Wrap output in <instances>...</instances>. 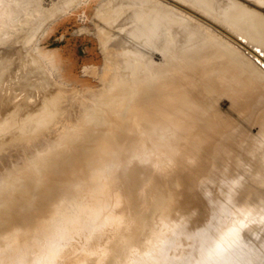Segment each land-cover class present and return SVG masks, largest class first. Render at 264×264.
Masks as SVG:
<instances>
[{
  "label": "bare ground",
  "instance_id": "obj_1",
  "mask_svg": "<svg viewBox=\"0 0 264 264\" xmlns=\"http://www.w3.org/2000/svg\"><path fill=\"white\" fill-rule=\"evenodd\" d=\"M20 2H21V0H19ZM18 1V2H19ZM32 1V0H31ZM37 1V0H36ZM50 1V0H49ZM48 1V2H49ZM57 1V0H56ZM56 1H54L53 0V2L55 3V5L54 6H52V7H56L55 8V10L54 11H51V10H48L49 9V7H51L50 5H47L46 7H44L43 5L42 6H40L41 8H40V10H39V6H38V3H40V4H44V2L41 0H39L38 2H37V8H38V10L39 11H43V9H47L48 10V12L50 11V13H48V12H46V10L45 11H43L45 14H47L48 16L46 17V16H44L45 14H41V15H43V18H45V19H43V18H41L40 19V17H39V15H38V13H39V11L37 10V8H36V10H35V8H32V10L34 11V12H37L36 14L38 15H36V14H34L36 17H39V19L37 18V19H35V18H33V20L35 19L37 22H35L36 23V26H32V28L34 27L35 28V30H38V29H36V28H40L39 30H41V27H44L43 29H42V31H41V36H43V37H45L47 34H48V32L50 31L49 30V28H48V26H49V23H50V21L51 20H56L57 18H59V17H61V16H63V15H67L68 13H70V12H72V11H74L75 10V8H77L81 3H83V2H85V1H87V0H68L67 2H65L64 3V1L65 0H59V1H61V2H63V3H60V2H56ZM115 0H100V3L97 5V7H96V11H95V18L97 19V26H98V31L100 30V31H102L104 28H105V30L107 29L106 27V25H108V24H106V23H108V21L109 22H111V19L113 18V20L115 19V17L116 16H118L117 14H121V13H119L120 12V8L121 9H123V7H125V5H128L127 7H129V2H131V1H133V0H129V2H126L125 1V3H127V4H125L124 6H123V4H122V6L119 4L118 6L116 5V7L115 6H113V4L112 3H115L114 2ZM135 1H139L140 2V0H135ZM135 1H133V2H135ZM143 1V0H142ZM148 1H150V0H148ZM152 1V0H151ZM165 2V3H163V2ZM176 2V0H153L152 1V3L153 4H155V3H157V7H156V4H155V6L153 5V4H151V3H149V2H146V0H144L143 2H146V3H148L149 5H152V6H149V5H147L146 6V3H143L144 5H141L142 3L140 2V4H139V2H138V4L139 5H141V6H139V8H141V10H142V7L143 8H146V9H143L141 12L139 11V12H137L138 10H140L139 8H138V6L135 8V6L137 5L136 4V2L134 3L135 4V6H134V8L136 9V11H135V9L133 8V13L132 14H130L129 15V13L130 12H128V15L126 14L125 16H127V18L129 17L130 19H132L131 17L132 16H134V15H136L137 13L139 14H142V12H146V10L147 9H150L149 10V12L151 11L152 13L151 14H149V15H146V14H144V16L143 15H140L139 14V16H142V17H144V19H146V18H149V19H146V22H144V21H142V20H144V19H140L139 18V16H138V14L136 15V16H138V17H133V20H134V18H137V19H135V20H137V22H135L134 23V21L133 20H131V23L133 22V24H136V23H140V24H143L142 26L141 25H138V27H136V25H134V26H132L130 23V25L132 26V27H136V30L133 28H129L130 30H134V31H131V32H129L128 30H127V27H126V30H127V32H126V30H125V32H126V37H124L125 38V40L128 42V40L127 39H130L129 41H130V44H131V42H132V39L134 40V39H139V40H135L136 42H137V44L139 43V42H141V44L143 43L142 41H144V44H146L147 45V47H148V49H150V50H152L153 52L158 48V50L159 49H161V48H159L160 47V45L158 46L157 44L160 42L161 44H163L164 42H163V40H161V39H163L162 37H164V36H166V34H168L169 32H167L170 28V25H171V27H174V25L176 26V25H178L177 26V29L175 30L177 33H175V31L174 30H171L170 29V32L172 31V33H173V31H174V33L173 34H168L167 36L168 37H170V35H174V34H176L175 35V37L173 36V38L171 37V41H173L174 42V40H175V43H173L172 44V42H171V45H169L170 43H167L168 41H169V38H166L167 39V41L165 42V44H167V47H165L166 45H164V47L166 48V50L168 51V52H162L163 50L162 49H164V47L161 49L162 51H159V54H163V55H159V54H157L158 56H155L156 55V53H152L153 54V56H155V58L157 57V59L156 60H158V58H160V60H162L163 58L161 57V56H163L164 57V59L166 60L165 62L163 61H161L162 62V66L164 65V63L165 64H169L170 66H168V68L170 69V71H167V72H169L168 74H166L165 75V77H163L164 76V74H161L160 72L162 71L161 70V67H160V65H161V62H160V60H159V63H160V65L159 64H157L158 63V61H155V62H153V60L151 59V57L153 58V56L151 55V57L149 58L150 60H152L151 62H153V64L151 63V64H148L147 65V63H146V61H144V60H147V58L146 59H144V57H143V66H142V63H140V65L138 64V65H136V64H134V63H136V62H134V63H132V61H135V59L134 60H132L131 61V63L130 64H133V65H130L129 64V62L130 61H128V58H129V60H131V59H133V58H131V57H126V61L125 60H123L122 61V59H124V58H121L120 57V62L122 61L124 64H126V65H124L123 63V65L125 66L124 68H123V65H121V63L119 64L118 63V61H116L117 63L114 65V63H111V62H115V61H113L112 59H110V56H108V55H106V56H108L109 58H106L105 57V63H104V67H102V68H99V69H103V72L101 73V74H98L97 73V75H100V78H98L99 79V81H101V82H99L100 84H103L102 86H103V88L105 89H103V88H101V89H97L95 86V88L93 87L92 88V86L91 85H93V84H91L90 86H87V87H84V89L86 90L87 89V91H85L83 88H82V90H84V91H81V88H79L80 90L78 91V92H81L80 94H86V92H87V94L88 93H90L88 90H90V89H92L93 91H95V92H93V93H95L94 95H93V93H92V95L93 96H97L98 94H99V96L101 97V98H99L100 100L106 95V96H108L109 95V98L108 97H106V98H108V101H107V99H103L102 101H101V103L103 102V103H105L106 101L107 102H109V104L112 106V109H110V105H109V107H107V105H105L104 106V104L102 103H100V101H99V99H98V96L97 97H94L93 98V96L92 95H90V94H88V95H90V96H92L91 98L93 99L92 100V103H94V99L95 98H97V99H95V101L96 100H98V102L96 103V106H98L97 104L98 103H100L102 106L100 107H98V108H96V106H94V104H93V106L97 109V110H93L94 112H95V114L92 112V116H90L89 118H83L85 115H82V114H80V116L82 115L83 117H82V119H80V121L82 122H86V121H88V122H86V123H84L83 124V122H82V124L83 125H81V124H79L80 123V121H79V119L77 118V117H75V118H77L76 120H77V122H75V123H77V124H75V126L73 125V123H71V125H73V126H71L70 125V132H69V134L68 133H63V134H67V135H65L64 136V139H62V141L60 140V142H62L61 143V145H60V142L58 141L59 140V135H58V140H56V137H55V142L53 141V144H55V146H53V144H52V141H51V139L49 140V138H48V140H49V142H47L48 140L46 139V140H44V144L46 145V143H47V145H48V143H49V145H50V147H55V151H54V149H53V147L51 148V152L53 151V153H49V155H48V153L46 152V157L44 156V157H42L41 159H42V164H43V166H45L44 168H41L42 170H44V171H42L41 169H39V171H34V169H33V167H36V166H32V172H30L28 175H25V174H27V173H23V175L24 176H22V178L20 177V175H22V174H20V175H15V177L17 176V177H19V178H21L20 180H16L15 179V177H13V180H12V183H14L15 184V186L14 187H10V188H8V187H5V186H3V188H0V199H2L3 198V200H4V202H3V204H1L0 205V259L3 261V259H4V261L2 262L3 264H6V263H9L8 261L6 262V260H9L10 261V259L13 261V262H15L14 264H17L16 262L18 261V263H20L19 261L21 260V262H23V260H22V257L23 258H28V257H30V254L32 255V253H33V255L30 257L31 258V260L34 262H31V260H29V258H28V260H29V264H30V262L31 263H33V264H38V262H40V261H42V264H44V263H46L47 262V260H48V264H63V263H60L61 261L63 262H65V261H67V262H65L64 264H66V263H68V260L70 261V259H76V257L78 256V257H82L83 256V254H84V256H85V260H84V256H83V258L81 259V260H79L80 262H81V264H85V261H87V264H89L90 262H89V258L88 257H91V254H93L94 256H92L93 257V259L94 260H96L95 262H97L98 260V262H97V264L100 262V263H102L104 260H105V258H106V260L105 261H108V260H110L109 259V257H108V259H107V257H104L105 255H106V253H108L109 251V253H113L114 251H112V250H107V249H109V248H107V249H105V248H103L102 247V243L104 242V240L105 239H103L102 240V237H104V238H106L107 239V237L108 236H112V234H114L113 236H115V232H118V231H116L115 230V228H114V226L115 227H117V226H123L124 227V229H125V225L124 224H126V227H127V225H128V222H129V225H130V220L132 219V217L134 216V217H136V213L134 214V215H130V217L129 218H131V219H128L129 221L126 223H123V221H120L119 219H125V218H127L128 216H127V213L125 214V211H127V207L129 206V208L131 209L132 208V206H131V204H133L134 203V205L135 204H137V205H139L138 204V202L140 201H142V200H140V198L142 199V198H144V197H146V201H147V199H148V201L147 202H149L148 204L147 203H144V202H146V201H144L143 202V204L141 203L140 205H141V209L143 208L142 207V205H146V206H144V210H148L149 209V206H150V208H152V206H154V204L156 205L155 207H153V208H155V210L156 209H159L157 206V204H158V200H159V204H160V199H158V198H156V197H158L159 195H161L162 196V198H163V192H164V189L167 187V184H168V186H170L169 185V183L171 182H173L172 180L174 179V178H176V179H174V182H173V184L176 182V187H178V191H175V189H174V185H172V186H174V187H170L173 191L171 192L173 195H171L170 193H168V191L170 190L171 191V189L169 188V190H168V188H166L165 190V192H167L168 194H170L171 196H174V197H172L173 199H174V201H175V203L173 202V200L171 201V197L169 196V200L171 201V202H173V203H171L170 201H169V205H168V203L166 204V202H165V205H163L164 203H161L167 210H172L171 212L172 213H170L171 215L173 214V210L175 209V211H177V212H179L180 211V214L182 213V210L181 209H184L183 211L185 212V210H186V214L188 213V215L186 216L185 215V213H182V215L181 216H186L185 218H181V217H179V221L177 220L178 219V217H176V218H172V216H171V218L169 217L170 216V214L168 215H164V214H162V213H160L161 212V208H163L164 210L163 211H166L165 210V208L164 207H162L161 206V210H157L158 212H159V214H162L161 215V218H164L165 216H167V217H169V218H167V217H165V218H167V220L168 219H170V220H172V221H167V222H171L172 224L174 223V221L173 220H175V225H176V223H178L177 224V226H178V228L180 229L178 232L179 233H182V237L185 235V234H187L186 236L187 237H194V238H198L197 239V241L195 240V241H193V242H200V240H201V242L202 243H197L198 245H196L198 248H199V246H201L200 248H199V251H198V248L196 247V246H190V244H189V247L188 248H191L190 250H192V251H198V252H194V254L196 253V255H192L193 257H191V258H189V260H190V262L189 263H184L185 261H188L187 259H186V257H188V256H183L184 257V259H186V260H184L182 257H180L182 260H184V261H182L180 258H178V256H175L176 257V260L175 261H179V263H177V262H175V264H180V262H182L181 264H264V233H261V229L259 230V231H257L256 232V236H255V238L256 237H259V241H256L255 240V238L254 239H252L251 241L249 240H247V239H245V238H243V236L241 237V233H242V230L240 229V236H238V240H237V238L235 239L234 237H236V236H233V235H230L229 233H225L224 234V236H222V234L225 232V230L226 231H228L227 230V228L229 229V227H231V226H233V225H229V224H227V225H225L224 223H226V221H228V220H230V218L228 219V217H229V215H231L232 213H233V211L236 209V208H233L232 209V207H233V203L235 204L234 206L236 207H238V201H239V199L240 198H238L239 196H240V194H244L245 192H247V191H243V190H247V186H245V188L244 187H242L243 186V180H241V178L243 177L242 176V174L243 173H239V171H238V174L236 173V170H239V168H242V169H240V171L242 170V172H243V165L244 164H246L245 162V159H244V157H245V154L246 153H249V152H255V151H258L257 149H259L260 148V146H261V144L264 142V119L262 120V118H264V55L262 56L261 54V56H262V58H263V60L262 59H260V58H257V60L258 61H256V59L254 58V57H261V56H259V52L256 54V51L257 50H259L261 53H264V49H262V50H260L259 48H262V46L263 45H261V47L259 46V43H258V45H256L257 43V41L255 40V39H253L255 36H256V34H257V32H252V30H254V31H259V29L262 31L263 30V26H261V23L262 22H264V18H262V20H260L259 18H261V17H264L263 15H264V12L262 11V10H258V16L257 17H259L258 19H259V22L261 21V23H260V26L261 27H259V26H257L258 24L257 23H255V17L253 16V15H255L256 13H255V11H257V9L259 8H257L256 7V9H255V7H254V13H253V11H250V12H252L253 13V18H252V16H248L247 15V17L249 18L250 17V19L252 18V20H251V22L253 23V25L254 24H257V25H255V26H257V28L259 27V29H257L256 27L254 28V26H253V29H251L250 30V32H252V33H256L255 34V36L252 38L251 37V34H250V38H252L253 39V41L255 40L256 42H254V43H256L255 45L256 46H259L258 47V49H256L255 48V45H252V46H254V47H252L250 44H253V41H252V39H251V41H249L250 40V38H249V35H247L246 33H247V31H248V29H250V28H252L251 27V25H252V23L250 24L249 22H248V19L246 20V18H244L243 17V19H241V17L239 16L240 14H242V9L244 10L245 8H241V10L240 9H238V11L236 12V8L239 6V4L243 7V5L245 4V2L243 3V4H241V2L242 1H240V2H238V0H237V2H238V4L237 3H233V2H235L234 0H233V2H232V0H229V2H228V0H219V2H222V1H225L226 3L228 2V8L226 7V5L223 3V5H225V6H223L221 3H218L219 5H222L223 7H224V10H223V12L221 11V8L219 7V6H216V5H214L213 3V1H215V0H213L212 2H211V0H210V2L212 3V5L211 4H209L210 2L208 1V0H206V1H208L207 3L209 4H207L206 2H205V0H203V2L201 1V0H199V2H197L198 0H192L193 2H195L196 1V3H200L201 2V4L203 3V4H205V5H200L201 7H199V5H198V7H195V10H194V6H193V8H192V6L191 5H194V3H192V1H190V3H189V0H187V3H189V4H187L186 3V1L184 2L183 0H177V2ZM178 1H180V3H181V1H182V5L185 3L186 5L185 6H187V7H181V5H176L177 3H178ZM216 1H218V0H216ZM244 1V0H243ZM250 1V0H249ZM254 1H256V0H254ZM258 1V0H257ZM7 2V1H6ZM29 2V1H28ZM42 2V3H41ZM52 2V4L51 5H53L54 3ZM118 2V1H117ZM120 2V1H119ZM133 2H131L130 4V6H132L133 5ZM160 2H162V4L160 3ZM184 2V3H183ZM231 2H232V6L233 5H237V7H236V5L235 6H231L232 8H230L229 6L231 5ZM260 2V1H259ZM262 2H264V0L262 1ZM10 3V2H9ZM9 3H6L7 5L5 6H2V8L5 10V9H8L9 7H12V6H14L15 7V5L12 3V4H9ZM25 2H23V4H24ZM27 3V2H26ZM31 3V2H30ZM59 5H57V4ZM61 5H60V4ZM121 3V2H120ZM122 3H123V1H122ZM180 3H178V4H180ZM195 3V4H196ZM216 3V2H215ZM229 3H230V5H229ZM248 3V2H247ZM257 3V2H256ZM22 4V3H21ZM49 4V3H48ZM102 4L104 5L105 4V6L106 7H104V6H102ZM160 4V5H159ZM217 4V5H218ZM259 5H261L260 3H258ZM10 5H12V6H10ZM110 5H112V6H110ZM189 5H190V7H189ZM209 6L210 8H213L214 7V10H215V7H219L220 9L218 10V8L216 9V10H218V11H216L215 10V12H219L217 15H221V13H220V11L222 12V15H223V18L224 17H227V18H225L224 20H223V18H221L220 16H217V15H213V14H211L212 12L213 13H215L214 12V10L212 11L211 9H209V10H207L206 8L204 9V7H206V6ZM214 5V6H213ZM247 4H245L244 6L246 7V12L250 9L249 7H248V9H247V6H246ZM255 5V4H254ZM258 5V6H259ZM104 7V8H109V6L110 7H112V8H114L115 7V9L117 8V9H119L118 10V12L114 15V10L112 11V10H110V9H112V8H109V10H110V13L108 12L109 10L108 9H106V11L108 12H106V11H104V8H102V7ZM120 6V7H119ZM149 6V7H148ZM159 6V7H158ZM196 6V5H195ZM208 6H207V8H208ZM221 6V7H222ZM240 6V7H241ZM250 6V5H249ZM263 6V5H262ZM1 7V6H0ZM126 7V8H127ZM148 7V8H147ZM151 7V8H150ZM152 7L154 8V9H152ZM192 10L191 12L188 10L189 8ZM228 9V11L229 12H233L234 13V11L233 10H235V13L234 14H238V17H240V19L242 20V22L240 21V19H235V22H236V20H239L241 23H239V21H238V23L240 24V28H241V30H242V27L245 25L244 24V22L243 21H247V22H245V23H247L248 24V26L247 27H249V24H250V28H247V27H245L244 26V29H243V31L244 30H247V31H245V32H242L241 30H240V28H238L239 27V25L237 24V22H236V24H235V22L233 21V19L234 18H236L237 16L236 15H234L233 13H232V15L234 16V18H231V16L229 15L230 13L226 10V8ZM236 7V8H235ZM253 6H251V8H252ZM2 8H0L1 10H2V12H3V9ZM18 8V7H17ZM126 8L124 9V10H126ZM179 8H181V9H179ZM184 8V9H183ZM232 9L231 11H230V9ZM117 9L115 10V11H117ZM138 9V10H137ZM198 9V10H197ZM200 9H201V11L203 12L204 10H205V12L207 11V14L209 13V11L211 12L210 14H206L205 12H204V14L206 15V17H205V15L204 14H201V12H200ZM1 10H0V12H1ZM9 10V9H8ZM31 10V11H32ZM128 10V9H127ZM153 10V11H152ZM185 10H187V11H189V12H187V11H185ZM194 10V11H193ZM239 10H240V12H239ZM19 11H21V10H19ZM32 11V12H33ZM128 11H130V10H128ZM136 13H135V12ZM199 11V13L200 14H198L199 16L200 15H203V17H204V20L205 19H208V20H205L206 22H203V21H201L200 22V19H199V17H198V19L196 20L197 21V23H196V21H193V22H195L197 25H195V23H193V22H191V23H193V24H188V22L189 21H192V17L193 16H195L194 18H197L196 17V15L197 14H195L196 12H198ZM225 11H227L226 12V14L224 13ZM111 12H114L113 14L111 13ZM123 12V11H122ZM127 12V11H126ZM147 12H148V10H147ZM193 12H194V14L195 15H193ZM245 12V10L243 11V13H245V14H242V16L243 15H246V14H249V15H251V13H249V11L246 13ZM260 12V13H259ZM263 12V13H262ZM6 13V12H5ZM7 13H9V12H7ZM11 13V12H10ZM29 13V12H28ZM41 13V12H40ZM135 13V14H134ZM189 13H191L193 16L190 18V16H191V14H190V16H189ZM228 13V14H227ZM261 13L263 14V15H261ZM0 14H2V13H0ZM3 14H4V12H3ZM12 14H13V12H12ZM107 14H108V17H109V19H108V17H105V16H107ZM134 14V15H133ZM224 14H225V16H224ZM256 14V15H257ZM7 15V14H6ZM9 15V14H8ZM11 15V14H10ZM28 15H33V14H31V12H30V14H28ZM157 15V16H156ZM158 15H159V17H158ZM164 15V17H162V16ZM209 15H210V18H207V16L209 17ZM230 17H228V16ZM259 15H261V16H259ZM5 16V15H4ZM3 16V17H4ZM12 16V15H11ZM11 16H9V17H11ZM20 16V15H19ZM94 16V15H93ZM112 18H111V17ZM146 16H149V17H146ZM213 17V19H212V17ZM232 16V17H233ZM7 17V16H6ZM27 17H29V16H27ZM32 17V16H31ZM34 17V16H33ZM120 17V16H119ZM122 17V16H121ZM160 17H162V21H168L167 23H169V24H167V26L169 25V27H167L166 26V24H165V26L167 27V28H164V26H162V25H164V23L163 24H159L162 28H160V26L158 25V23H161L162 21H161V18ZM201 17V16H200ZM203 17H201L202 19H203ZM216 17H218L220 20H218V18H216ZM8 18V17H7ZM30 18V17H29ZM105 18H107V22H106V20H105ZM127 19V20H130V19ZM139 18V19H138ZM157 18H158V20H157ZM160 18V19H159ZM166 18V19H165ZM194 18H193V20H194ZM120 19V21H121V18H119ZM119 19H117V20H119ZM165 19V20H164ZM191 19V20H190ZM201 19V20H202ZM228 20V22H229V20H231V22H229V23H231L232 24V26H231V28H232V30H231V28H228L229 30H225V27L229 24L228 22H227V20ZM245 19V20H244ZM258 19H257V21H258ZM12 20V19H11ZM15 20V19H14ZM22 20V19H21ZM24 20L26 21V23H28V24H30L31 22H33V21H30V22H28V20H26L25 18H23V21L22 22H24ZM34 20V21H35ZM38 20H41V21H43V20H45L46 22L44 23V21H43V24L42 25H44V26H42L41 25V27H38V25L40 24L39 23V21ZM141 20V21H140ZM151 20V22H149ZM217 21V25H214V24H216V23H214L213 24V21ZM123 21V20H122ZM121 21V22H122ZM125 21V20H124ZM209 21V22H208ZM210 21L212 22V24H213V26H212V24L210 25ZM222 21H223V23H222ZM227 23H226V22ZM250 21V20H249ZM121 22H119V26H120V23ZM126 22V21H125ZM141 22H143V23H141ZM199 22H200V24H199ZM220 22H221V24H220ZM6 23V22H5ZM15 23V22H14ZM42 23V22H41ZM104 23V24H103ZM124 23V22H123ZM122 23V24H123ZM146 23H149L150 25H151V23L155 26L156 24L159 26V28L161 29H159V32H157L156 30H155V28L156 27H154L153 25V27H154V31L152 32V34L153 33H155L156 32V34L154 35V38L155 37H157L156 38V43H157V39L158 38H160L159 39V41H158V43L157 44H155V45H157V46H154V45H152L151 44V41L152 40H154L155 41V39L154 38H152V40L148 43V42H146V39H144V37H146L147 36V34L148 33H150V31H152V28H150V26L148 25V24H146ZM156 23V24H155ZM202 23V24H201ZM204 23L205 24H209L210 25V27H209V29H208V27L207 26H209V25H205L206 26V28L203 26L204 25ZM225 23L227 24V25H225ZM244 25H243V24ZM32 24H34V23H32ZM31 24V25H32ZM102 24V25H101ZM106 24V25H105ZM114 24V23H113ZM118 24V23H117ZM125 24V23H124ZM123 24V25H124ZM188 24V25H187ZM199 24V25H198ZM20 25V24H19ZM30 25V26H31ZM35 25V24H34ZM105 25V26H104ZM115 25H116V23H115ZM128 25V24H127ZM129 25V26H130ZM144 25H147V27L146 26H144ZM156 25V26H157ZM191 26V27H195L196 26V33H199L201 30V33L203 32V30H205L206 29V31H205V34H206V36H208L209 34H213V33H208L209 31H211V26H212V28L213 29H215V31H212V32H217L216 33V38L214 37L215 36V33L213 34V35H210V36H208L209 38H205L206 36L204 35V37H203V33L201 34V33H199V34H201V35H199V34H197L196 35V33H195V29H193V30H191L190 29V27H188V26ZM201 25H202V27H204V28H202L201 27ZM218 25H220V28L219 27H215V26H218ZM222 25V26H221ZM223 25H225V27L223 28ZM234 25H235V27H234ZM10 26V25H9ZM15 26V25H14ZM21 26H23V28H25V24H21L20 26H18L17 28H15V30H12V31H16L17 29L19 30V27H21ZM40 26V25H39ZM101 26V27H100ZM109 26V25H108ZM117 26V25H116ZM118 26V27H119ZM128 26V27H129ZM130 26V27H131ZM148 26H149V28H150V30L149 29H147L148 28ZM157 26V27H158ZM201 27L200 29V31L198 32V30H199V28L198 27ZM237 26V27H236ZM242 26V27H241ZM7 27V26H6ZM103 27V28H102ZM114 27V26H113ZM146 28V29H144V28ZM221 27H222V29H221ZM229 27H230V25H229ZM8 28V27H7ZM22 28V27H21ZM23 28H22V30H23ZM31 28V29H32ZM33 28V29H34ZM123 28V27H122ZM168 29L167 31H165V30H162V29ZM216 28H219V30H216ZM226 28V29H227ZM246 28V29H245ZM262 28V29H261ZM26 29H27V27H26ZM26 29H24V30H26ZM102 29V30H101ZM118 29H120V28H118ZM143 29L144 30H147V31H143ZM207 29H208V31H207ZM212 29V30H213ZM224 29V30H223ZM236 29V30H235ZM84 30H86V28H84ZM121 30V29H120ZM192 32V31H194V32H192L193 34H195L196 36H198L199 35V37H203L205 40L207 39H213V40H211L210 42H209V40H208V42L211 44L210 46H209V49H207V45H206V43H205V46H204V43H201V44H203V45H200V43H199V39H197V37L195 36V35H193V37H192V35L190 34V31ZM236 32H235V31ZM4 31V30H3ZM10 31V30H9ZM12 31H10L11 32V34L10 33H8V30L6 31V34L7 35H12V34H14V32H12ZM20 31V30H19ZM81 31V30H80ZM97 31V32H98ZM99 31V32H100ZM118 31V30H117ZM121 31H123V30H121ZM149 31V32H148ZM163 31H165L166 32V34H164L163 33ZM237 31L239 32V33H237ZM261 31H259V32H261ZM21 32V31H20ZM25 32V31H24ZM28 32V30L25 32V33H27ZM33 32H34V30H33ZM110 33H112L111 31H109ZM124 32V31H123ZM240 32H242V33H240ZM249 31H248V34L250 33ZM17 33V32H16ZM15 33V34H16ZM23 33V32H22ZM30 33V32H29ZM28 33V34H29ZM102 33V32H101ZM106 33V32H105ZM105 33H102V35L103 34H105ZM143 33H147V34H143ZM161 33H163L164 34V36H161ZM264 33V32H263ZM263 33L261 32L260 34H262L263 35ZM14 34V35H15ZM36 34H37V32H36ZM125 34V33H124ZM123 34V36H125ZM162 34V35H163ZM189 34H190V36L191 37H188L189 36ZM260 34L259 35H257L258 36V38H257V40L260 38V40H261V42L260 41H258V42H260V43H263V41H264V37H260ZM1 35H3V34H1ZM9 35V36H10ZM24 35V34H23ZM38 35V34H37ZM37 35H34V36H37ZM101 35V34H100ZM150 35V36H149ZM188 35V36H187ZM243 35H246L245 37L247 38V39H244V36ZM6 36V35H5ZM16 36H17V34H16ZM16 36H14V37H16ZM39 36H40V34H39ZM144 36V37H143ZM161 36V37H160ZM252 36H253V34H252ZM256 36V37H257ZM107 37H110V34H109V36H107V35H105V37H104V41H106L108 38ZM120 37H122V36H120ZM147 37H150V39H151V34H148V36ZM152 37H153V35H152ZM187 37L190 39H187ZM195 37V38H194ZM210 37H214V38H210ZM3 38L5 39V40H8V39H6L4 36H3ZM35 38V37H34ZM102 38H103V36H102ZM124 38H122V40L124 39ZM164 38V39H165ZM179 40H178V39ZM194 38V41H197L196 42V45L197 44H199L200 45V48H201V46H202V50L199 48H197V47H199V45L198 46H196L195 45V47H193L194 45H192L191 43L192 42H190V41H193V40H191V39H193ZM0 39L1 40H3L2 38H1V36H0ZM10 39V38H9ZM31 39H33V36H32V38ZM35 39H37V38H35ZM42 38H38L37 40H35L34 42H31L30 43V49L33 51V53L32 54H30V55H32V61L34 62V65L35 66H37V64L38 63H40L42 66H43V69H44V67L46 68L45 70L47 71V72H45V73H47V75L46 76H48L47 78L48 79H45V80H48L47 82H45V83H47V84H52L53 83V85L55 84V83H57L56 84V86H55V89H52L51 90V86L49 85V87H50V92H47V94L46 95H44V96H42L41 98H43L44 97V100L42 99V100H40L41 98H39V100H32V102L31 103H33L32 104V106H25L24 108L26 109L27 108V111L25 110L24 112H26V115H25V118H27V116H29V117H31L32 115V117H34L35 115H36V112L39 110H37L36 109V107H38L36 104L38 103V105L40 104L41 106H42V104L43 103H46L47 105V107H45V104H43L44 105V107H45V109H46V111H47V113H54V111L53 112H51L53 109L55 110V112L57 111V110H59L58 108L59 107H61L62 106V108L64 107V106H66L67 104H62L63 103V101H64V99H66L65 97L66 96H68V95H66V94H68L67 92H64V91H66V89H64V88H62L64 85H65V83L67 84V82H70L69 81V79H67V78H65L64 77V75L61 73V54H60V52H59V50L57 49V48H45V47H42L41 45H40V40H41ZM165 39V40H166ZM178 40V42H176L177 40ZM202 39V38H201ZM247 40L246 42L245 41H243V40ZM125 40H123V41H125ZM148 40V39H147ZM186 40H188V42L186 41ZM205 40H204V42H205ZM263 40V41H262ZM29 41V40H28ZM31 41V40H30ZM29 41V42H30ZM104 41H102V45H104L103 44V42ZM135 41H133L134 43H136ZM139 41V42H138ZM149 41V40H148ZM202 41H203V39H202ZM202 41H200V42H202ZM7 42V41H6ZM114 42V41H113ZM122 42V41H121ZM126 42V43H127ZM132 42V43H133ZM170 42V41H169ZM189 42H190V45L193 47V52L190 50H188V49H190L191 47L189 46ZM249 43V42H251L250 44H248V45H246L247 46V48L249 49V47L251 48H253V50H254V48H255V51H253V52H255V53H253L252 52V49H249V52H250V50H251V52L250 53H252L251 54V57H252V55H258V56H254L253 58H254V60H255V62H258V64L255 66L253 63V65L251 64V62H252V60H253V58L251 59V57L249 56L248 58H250L251 59V62H247L246 61V59H244L245 58V54H246V57L248 56L247 55V53H249L248 52V49L246 48V46L244 45L245 43ZM106 43L107 42H105V45H106ZM123 43V42H122ZM133 43V45H135ZM153 43H155V42H153ZM179 44L180 45V43H181V46L179 47L178 46V48L183 52V51H185V50H188V52L187 51H185L183 54H186V52H187V54L189 53L190 55H193V57L192 56H190V55H188V57H187V55H183V56H180V55H182V52L181 51H179V52H181V54L179 55V53H178V55H177V52L178 51H176L175 52V54H174V49H175V47L173 46V45H176V44ZM194 43V42H193ZM209 43H207V44H209ZM29 44V43H28ZM119 44V43H118ZM121 44V43H120ZM139 44L138 46H140V47H142V45H143V47L144 46H146V45H144V44ZM151 44V45H150ZM177 44V45H178ZM229 44V45H228ZM132 45V44H131ZM131 45H129V46H131ZM133 45H132V47H133ZM169 45V46H168ZM250 45V46H249ZM109 46V45H108ZM111 46V45H110ZM118 45H116V47H117ZM124 46H126V45H124ZM123 46V47H124ZM136 46V45H135ZM153 46L154 47H156V49L154 50L153 49ZM163 46V45H162ZM161 46V47H162ZM174 48H173V47ZM205 48H204V47ZM229 47V46H232V47H229L228 49H230V48H233L232 49V51H234V52H236V53H234V52H232V57H233V55L235 56V57H233V59H235L236 57H239V54H240V58L241 57H243L244 56V58H242L243 59V62L245 63V61L247 62V63H245L244 65H243V63L241 62L242 61V59H241V61H239V63H242V64H236L238 61H236L237 59L239 60L240 58H237V59H235V60H229L230 62H236L235 64H236V66H238V65H240V67H241V65H242V67L241 68H236L237 69V71H235V70H233V69H231V66L233 67L234 66V63H233V65H231L230 64V62H228L227 64H230V65H228V68L230 69V70H232L233 72H228L229 74H231L230 75V79H226L225 78V82L223 83V81H220L221 79H223L224 80V76L226 75V74H228L227 73V70H229L228 68L226 69L225 68V70H226V72H224V74H221L218 70H219V66L221 67V66H223V64L224 65H226V60L228 61V58H232L231 57V49L230 50H227L228 51V53H229V51H230V54H224L225 56H228V58L226 59H224L223 61H222V58H224V57H222L221 55H223L222 53H224V51L226 52V50L224 49L225 47ZM249 46V47H248ZM103 47V46H102ZM115 47V46H114ZM128 47V46H127ZM137 47V46H136ZM135 47V49H137ZM186 47H187V49H186ZM190 47V48H189ZM246 48L245 50H246V52H245V54L242 56L241 55V53L243 54V52H241V50H244V48ZM104 48H105V46H104ZM103 48V51L105 50ZM106 48H108V47H106ZM112 48H113V46H112ZM129 48H131V47H128V49ZM168 48V49H167ZM195 48L196 49H198L197 50V52H196V50H195ZM243 48V49H242ZM119 49V48H118ZM121 49H122V47H121ZM132 49V48H131ZM130 49V50H131ZM133 49H134V47H133ZM147 49V50H148ZM205 49H207V51L205 50ZM224 49V50H223ZM237 49H241V50H239L240 52L239 53H237ZM112 50V49H111ZM117 50V49H116ZM141 50V49H140ZM143 50V49H142ZM141 50V51H142ZM157 50V51H158ZM165 50V49H164ZM176 50H177V46H176ZM200 50V51H199ZM203 50L205 51L204 53H203ZM236 50V51H235ZM31 51V52H32ZM106 51H107V49H106ZM124 51V50H123ZM135 51V50H134ZM202 51V52H201ZM263 51V52H262ZM113 53L112 51H109L108 53ZM119 52H120V50H119ZM125 52V51H124ZM139 52V51H138ZM144 52H146V51H144ZM156 52V51H155ZM161 52V53H160ZM191 52L192 53H194V54H191ZM108 53H106L105 52V54H108ZM126 53L127 52H125V55H126ZM140 53V52H139ZM203 53V54H202ZM234 53V54H233ZM28 54H29V52H28ZM114 54V53H113ZM131 54V53H130ZM136 54H138V53H136ZM141 55H142V53H140ZM197 54V55H196ZM122 55V54H121ZM125 55H122V56H125ZM223 55V56H224ZM29 56V55H28ZM116 56V55H115ZM118 56H120V54L118 53ZM139 56V55H138ZM143 56V55H142ZM144 56H146V53H144ZM230 56V57H229ZM112 57V56H111ZM134 57V56H133ZM221 57V58H220ZM31 58H29L30 60H31ZM116 58V57H115ZM138 58V57H137ZM141 58V60H142V57H139L138 59H140ZM220 58V59H219ZM108 59H110V62H108L109 60ZM148 59V60H149ZM253 60V61H254ZM37 61H38V63H37ZM128 61V62H127ZM67 62V61H66ZM142 62V61H141ZM149 63H150V61H148ZM224 62V63H223ZM36 63V64H35ZM110 63H111V67L109 68V66H110ZM250 65H249V64ZM33 64V63H32ZM40 64H38V65H40ZM154 64H157V65H159V66H157V65H155V66H157V67H154ZM192 64L194 65V66H192ZM256 64V63H255ZM41 65H40V67H41ZM129 65V66H128ZM134 65H136L137 67H135ZM144 65H146V66H144ZM150 65V67L152 68L151 69V72H150V70L148 69L149 67H147V66H149ZM152 65V66H151ZM251 65L253 66V68H256V69H253L252 67H251ZM108 66V67H107ZM134 66V67H133ZM202 66H204L203 68L206 70V68H207V72L205 73V70H203V68H199V67H202ZM208 66V67H207ZM236 66H234V67H236ZM246 67L247 66V68H244V67ZM255 66V67H254ZM37 67H39V66H37ZM164 67V66H163ZM195 67V68H194ZM196 67H198L199 69H202V70H200L199 71V69L197 68V71H198V75H195L196 74ZM224 67V66H223ZM222 67V68H223ZM226 67H227V65H226ZM239 67V66H238ZM251 68L249 71L247 70V69H249V68ZM146 68H147V70H146ZM166 68V67H165ZM192 68H194L195 70V72L193 73H191L190 71L192 70L193 71V69ZM210 70H209V69ZM215 68V69H214ZM216 68H218V70L216 69ZM221 68V69H222ZM97 66H95V65H89V64H86L85 66H84V68H83V71H84V73H88V74H90L91 73V75L93 76V75H95L94 73H96V72H98L97 71ZM112 69V70H111ZM164 69V68H163ZM191 69V70H190ZM213 69V70H212ZM242 70V71H240L239 73H238V71L239 70ZM260 69V70H259ZM44 70V71H45ZM148 70H149V72H148ZM161 70V71H160ZM212 70V71H211ZM223 76H221L220 74H218L217 76H214V75H216L215 73H217V71ZM43 71V70H42ZM43 71V72H44ZM164 72H166L165 71V69L163 70ZM209 71H211L210 73H208ZM215 71V73H213ZM224 71V69H222V71L221 72H223ZM245 72V74H244V72ZM262 71H263V73H262ZM153 72V73H152ZM166 72V73H167ZM179 72H181V73H179ZM242 72V73H241ZM249 72V73H248ZM93 73V74H92ZM134 73H136V76H135V74ZM163 73V72H162ZM207 73L210 75V76H208L207 75ZM211 73H213L214 75L212 76V74ZM134 74V75H133ZM195 75V76H193V75ZM244 74V75H243ZM160 75H162V76H160ZM45 76V77H46ZM96 76V75H95ZM94 76V77H95ZM160 76V79H161V81H159V77ZM192 76L194 77V80L198 77V79H196V80H198V82H196V80H195V82L193 81V79H192ZM218 76H220V77H222V78H220V80H219V78H218ZM226 76H228V75H226ZM44 77V78H45ZM59 77V78H58ZM161 77H163V78H161ZM196 77V78H195ZM207 77H208V79H207ZM210 77V78H209ZM218 78V80H217V78ZM96 78V77H95ZM76 79V78H75ZM112 80H114V82L112 81ZM52 81H54V82H52ZM110 81H112V83H114V84H112ZM204 81L206 82V83H204ZM216 81H220V83L219 84H217V82ZM17 82V81H16ZM108 82H110V84L111 85H109L108 84ZM221 82H222V86L225 88V89H223L222 88V86L220 85L221 84ZM44 83V84H45ZM63 83H64V85H63ZM200 83V84H199ZM46 84V85H47ZM197 84H199L200 86H201V84H202V86H201V89H205V91L207 92V91H209V93H210V91L215 87H217L219 90H217V88L215 89V90H217V92L218 91H220V97H219V95H218V97L217 96H215L214 97V95H216L215 93H217V92H214V94H208V92H207V98H203V96L202 95H204L206 92L204 91V94H202L203 93V90H202V93H200L201 92V89H200V91L199 92H197V89L199 90V88L198 87H200L199 85H197ZM46 85H44V87L46 86ZM52 85V87H54ZM60 85V86H59ZM61 85H63L62 87H61ZM215 85V86H214ZM217 85V86H216ZM220 85V86H219ZM195 86H198L197 88L195 87ZM220 88H219V87ZM40 87V86H39ZM67 87V86H66ZM83 87V86H82ZM203 87V88H202ZM46 88H48V86L46 87ZM110 88V89H109ZM115 88V89H114ZM194 88H196V90L194 89ZM19 89V88H18ZM49 89V88H48ZM64 89V90H63ZM74 89H76V88H74ZM73 89V90H74ZM206 89H208V90H206ZM224 90V92H222V90ZM46 90V89H45ZM45 90H43V91H45ZM68 90V89H67ZM69 90H71V89H69ZM76 90H78V89H76ZM92 90H91V92H92ZM102 90H104V92L102 91ZM107 90V91H106ZM113 90V91H112ZM40 91V90H39ZM38 91V92H39ZM49 91V90H48ZM106 91V92H105ZM214 90H212L211 91V93L213 92ZM9 92V91H8ZM76 91H74V93H75ZM96 92H97V94H96ZM99 92V93H98ZM221 92L222 93H224V94H221ZM66 93V94H65ZM187 94L186 95V97L187 98H185L184 100H185V102H183V103H179L178 102V98L182 95L183 96V94ZM71 94H73V91H72V93ZM70 94V95H71ZM128 94L129 95H131V96H128ZM66 95V96H65ZM68 96V97H70V99L71 98H74L75 99V97L77 96H81V95H79V93H78V95L76 94V96L75 97H73V95H71V96ZM87 95H82V97H81V99L84 97V101H85V99L86 100H91L90 98H88L89 96H87V98H85ZM103 96V97H102ZM208 96H209V98H208ZM214 97V99H213V97ZM24 97H26V96H24ZM23 97V98H24ZM130 97V98H129ZM204 97H206V94H205V96ZM211 97H212V99H211ZM217 97V98H216ZM119 98H120V100H119ZM124 98V99H126V100H124L123 99V102L121 101L122 99ZM225 99V101H224V99ZM22 99V98H21ZM25 99V98H24ZM38 99V98H37ZM80 98L78 99V98H76L75 99V101H82V102H84L83 100H81ZM183 99V98H182ZM206 99H208L207 100V102H206ZM3 99H1V101H2ZM26 100H28V97L26 98ZM204 100H205V102H204ZM29 101H31V100H28V102ZM74 101V100H73ZM105 101V102H104ZM120 101H121V103H120ZM126 101V102H125ZM128 101V102H127ZM174 101V102H173ZM3 102H4V100H3ZM19 102H20V99H19ZM23 102V101H22ZM24 102H26V101H24ZM65 102V101H64ZM86 103L87 102H90V103H87L88 105L90 104H92L91 103V101H85ZM84 102V103H85ZM177 102V103H176ZM77 102H75L74 104H76ZM85 103V104H86ZM127 106H125L124 104ZM226 103V104H225ZM0 104H1V102H0ZM16 104H19V103H16ZM25 104V103H24ZM29 104V103H28ZM71 104H72V101H71ZM78 104V103H77ZM83 103H81V105H80V103H79V105L80 106H82V107H80V109L81 110H85V109H83L84 107H83V105H82ZM106 104V103H105ZM128 104V105H127ZM3 105V104H2ZM1 105V106H2ZM39 105V107L41 108V106ZM69 105H70V103H69ZM73 105V104H72ZM87 105V106H88ZM173 105V106H172ZM1 106H0V108H1ZM20 106H22V105H20ZM84 106H86V105H84ZM87 106L85 107V108H87ZM93 106H92V108H93ZM105 107V108H102V107ZM18 107V106H17ZM43 107V106H42ZM44 107H43V109H44ZM73 107H75V109H76V105H74V106H72L71 107V111H72V109H73ZM120 107H122L121 108V110L123 109V107H124V110H125V114H123L122 116H124V115H127V113H128V116H126L127 117V119L128 118H132L133 117V119H128L130 122H126L127 120H126V118H123L122 116H120L121 114L120 113H123L122 111L120 112ZM173 107V108H172ZM55 108H57V110L55 109ZM62 108H60L61 110H62ZM66 108H67V106H66ZM77 108H79V107H77ZM94 108V109H95ZM100 108H102L101 110H100ZM117 108V109H116ZM16 109V108H15ZM43 109H42V111H43ZM44 109V110H45ZM65 109V108H64ZM63 109V110H64ZM68 109H69V107H68ZM119 109V114H117V112H115V110H118ZM19 110V109H18ZM24 110V109H23ZM48 110H51L50 112H48ZM60 110V111H61ZM74 110V109H73ZM81 110H77L76 109V111H78V112H80ZM91 109H88L87 108V112H86V114L88 113V114H90V112L92 111H90ZM171 110V111H170ZM172 110H173V113H172ZM22 111V110H21ZM41 111V110H40ZM70 112L69 110H65V112L64 111H62V113L64 112V113H66V112ZM89 111V112H88ZM97 111V112H96ZM2 112V111H1ZM23 112V113H24ZM39 112V111H38ZM38 112H37V115H38ZM44 112V111H43ZM59 112V111H58ZM57 112V113H58ZM81 112H83V111H81ZM100 114H99V113ZM127 112V113H126ZM137 112H140V114L139 115H141L139 118H138V116H136V117H134L135 116V114L137 113ZM41 114H40V118H39V116H38V119H39V121L41 122V121H43L44 119V121L46 122V123H49V122H51V120H49L48 122H47V120H48V117H46V116H51V115H49V114H47L46 112V116L45 115H42L43 113L42 112H40ZM56 113V115L58 116V114ZM72 113H74L73 111H72ZM77 113V112H76ZM99 114V116H98V114ZM142 113V114H141ZM168 113H170V115L168 114ZM171 113H172V117L170 118V116H171ZM13 114V113H12ZM35 114V115H34ZM60 114V113H59ZM68 114V113H67ZM71 114V113H70ZM77 114H79V113H77ZM77 114H73L74 116H78ZM83 114H84V112H83ZM87 114V116H89ZM131 114H132V116H131ZM164 114H166L168 117H169V119L168 120H164V117L165 118H167V116H164L163 117V115ZM11 115V114H10ZM23 115V114H22ZM52 115H55V113L54 114H52ZM63 115V114H62ZM73 115L71 116V117H73ZM96 115V116H95ZM129 115H130V117H129ZM134 115V116H133ZM136 115H138V113L136 114ZM45 117V118H43V120L41 119L42 117ZM61 116V115H60ZM60 116H58V117H60ZM68 116H70L69 114H68ZM28 117V118H29ZM52 117H54V116H52ZM64 117V116H63ZM67 117V116H66ZM37 118V117H36ZM51 117H49V119H50ZM70 118V117H69ZM79 118H81V117H79ZM123 118V120H121ZM135 118V119H134ZM136 118H138L137 120H136ZM38 119H35V120H33V118L32 119H30V120H32V122L33 123H35V121H38ZM41 119V120H40ZM47 119V120H46ZM52 119V118H51ZM55 117L53 118V120L55 121ZM84 119H86V120H84ZM88 119H90V120H88ZM21 120H22V118H21ZM18 121V124H20V122H22L21 124H23V120L22 121ZM28 120V119H27ZM52 120V121H53ZM65 120V119H64ZM69 120V119H68ZM73 120V119H72ZM134 122V123H132V124H130L132 121ZM39 121H38V123H39ZM67 121V120H66ZM79 121V122H78ZM45 122H43V123H45ZM69 122V121H68ZM126 122V123H125ZM24 123H28L27 121L25 122V120H24ZM31 122L29 121V124H30ZM38 123H36V124H38ZM42 123V124H43ZM52 123V122H51ZM127 123H129L128 125H126ZM258 124V127H254V124ZM1 124V123H0ZM18 124H17V121H16V126L17 127H19L18 126ZM36 124H33L34 126L36 125ZM41 123L40 124H38L39 125V127L40 126H44V127H40V129L42 130V128H46V125L47 124H44V125H42ZM70 124V123H69ZM123 124V125H122ZM136 124V126H134ZM137 124H139V125H137ZM255 124V125H256ZM3 124H1L0 126V128L1 129H3L4 127L2 126ZM25 125V124H24ZM24 125H22L21 126V128L24 126ZM28 125V124H27ZM27 125H25V126H27ZM38 125H36V127H38ZM50 124H48V126H49ZM77 125H81L80 127H78ZM103 125V126H102ZM47 126V127H48ZM65 126V125H64ZM67 126H69V125H67ZM66 126V127H67ZM78 128H77V127ZM28 127V126H27ZM27 127H26V129H27ZM30 127H33V126H31L30 125ZM35 127V128H36ZM39 127L38 128H36L34 131H40V133L42 134V132H43V130H42V132H41V130H38L39 129ZM50 127V126H49ZM53 127V126H52ZM66 127H65V129H66ZM71 127H75V129L74 128H72L73 129V131H71ZM21 128H18V131H20V129ZM23 128H25V127H23ZM51 128V127H50ZM68 127H67V131H68V129H69ZM34 129V128H33ZM56 129V128H55ZM58 129V128H57ZM56 129V130H57ZM2 130H0V132H1ZM26 132H27V130H25ZM30 131V133H31V135H33L34 134V132H31L32 131V128L29 130ZM29 131H28V133H29ZM55 131V130H54ZM67 131H65V132H67ZM3 132V131H2ZM1 132V133H2ZM20 132H22V129H21V131ZM20 132H18V134H17V138H19L18 140L20 141L19 143L20 144H22L21 143V141L23 140V142L24 143H26L25 141H24V139H26L28 136H25L26 134H28V133H26V132H24V129H23V132L21 133L22 135H23V133H24V136L26 137V138H24L23 139V137H22V135H21V140H20V137H19V135H20ZM46 132V131H45ZM53 132V131H52ZM56 132H58V131H56ZM60 132V131H59ZM62 132H64V131H62ZM62 132H60L61 133V135L63 136V134H62ZM33 133V134H32ZM36 133H38V135H39V132H35V134L34 135H37ZM40 134V135H41ZM47 134V133H46ZM57 134V133H56ZM59 134V133H58ZM29 135V134H28ZM33 135V136H34ZM37 135V136H38ZM50 135V134H49ZM117 135V136H116ZM42 136V135H41ZM55 136V135H54ZM61 136V137H62ZM116 136V137H115ZM29 137H31V136H29ZM50 137V136H49ZM66 137V138H65ZM16 137H15V139H17ZM32 138V137H31ZM38 138V137H37ZM63 138V137H62ZM28 139V138H27ZM35 139V138H34ZM33 139V140H34ZM40 139V138H39ZM38 140V139H37ZM53 140V139H52ZM239 140V141H238ZM17 141V140H16ZM56 141H58L57 142V144H58V146L56 147ZM236 141H238V142H236ZM27 142H29V141H27ZM31 142V141H30ZM33 142V141H32ZM34 142H36V140L34 141ZM18 144V143H17ZM28 144V143H27ZM26 144V145H27ZM33 144V143H32ZM52 144V145H51ZM19 145V144H18ZM17 145V146H18ZM25 145V144H24ZM31 145V144H30ZM45 146V147H49V145L48 146ZM33 146V145H32ZM19 147V146H18ZM20 147H21V145H20ZM24 148V147H23ZM105 149H107V153L104 155V152H105ZM144 149H146V151H144ZM261 149V148H260ZM49 150V149H48ZM143 150V151H142ZM262 150V149H261ZM42 151H43V149H42ZM41 151V152H42ZM46 151V150H45ZM231 151V154L230 153H228V152H230ZM260 151V150H259ZM41 152L39 153V154H41ZM142 152H146V153H144V154H146V155H142V158H141V154H142ZM148 152V153H147ZM43 153V152H42ZM45 153V152H44ZM255 153H257V152H255ZM254 153V155H256ZM151 155V157H152V155H153V158H149L148 156L149 155ZM258 155V154H257ZM260 156H258L257 158L260 160V161H263V165H264V152L262 153V154H259ZM37 158H38V156L37 155H35ZM35 156H33V158H35ZM145 156H147V157H145ZM31 159H32V157H30ZM40 158V157H39ZM43 158H46V159H44L43 160ZM147 158V159H146ZM252 158V157H251ZM29 159V158H28ZM28 159L26 160L27 162H28ZM253 159V158H252ZM251 159V160H252ZM1 160H2V158H1ZM4 160H6V159H4ZM34 161H36V159H33ZM39 160V159H38ZM38 160H37V162H38ZM40 161V160H39ZM249 161H250V159H249ZM252 161H254V160H252ZM255 161H257V159L255 160ZM30 162H31V160H30ZM258 162V161H257ZM256 162V163H257ZM29 163V162H28ZM33 163H35V162H32L31 164H33ZM40 163V162H39ZM253 163V162H252ZM22 164V163H21ZM20 164V165H21ZM37 164V163H36ZM250 164H251V162H250ZM258 164H260V163H258ZM17 165V164H16ZM23 165V164H22ZM26 166H27V164H25ZM29 165V164H28ZM38 165V164H37ZM114 165H117V167H118V170H116V173H117V171H118V173L117 174H113L112 172H114L115 171V169L117 168L116 166H114ZM247 165V164H246ZM40 166V165H39ZM42 166V165H41ZM113 167L114 166V170H112L113 168H111V167ZM253 166V164H251V167ZM257 166V165H256ZM29 167V166H28ZM116 167V168H115ZM245 167V166H244ZM247 167V166H246ZM21 168V167H20ZM23 168H26L25 166L23 167ZM38 168V167H37ZM37 168H36V170H37ZM253 168V167H252ZM256 167L254 166V168L253 169H255ZM252 169V170H253ZM21 170V172L22 171H25L26 172V170H31V167H30V169L29 168H27L26 170L25 169H20ZM19 170V171H20ZM46 170V171H45ZM108 170H111L112 172H109ZM256 170V169H255ZM15 171V170H14ZM43 173H42V172ZM247 171V170H246ZM20 172V173H21ZM28 172V171H27ZM41 172V173H40ZM111 173L112 174V176L113 177H111V175H109L108 176V174L109 173ZM245 172V171H244ZM254 172V171H253ZM248 173V172H247ZM239 174H241V176H239ZM254 174V173H253ZM256 174V173H255ZM144 176V178H143V176ZM169 175V176H168ZM259 175V174H258ZM107 176L109 177L108 178V181L106 182V181H104V180H106L107 179ZM141 176V177H140ZM167 176H168V178H167ZM249 176V175H248ZM248 176H246V177H248ZM260 176V175H259ZM262 176H264V175H262ZM262 176H260V177H262ZM111 177V178H110ZM149 177V178H148ZM172 177V180L171 179H169V178H171ZM241 177V178H240ZM245 177V178H246ZM257 177V176H256ZM140 178V179H139ZM168 179V181H167V179ZM252 178V177H251ZM11 179V178H10ZM143 179H144V181H146L147 180V182H144L143 181ZM150 179H152L153 181H151L150 180V182H153V184L152 183H150L149 184V187H148V185H147V187H146V184L148 183V181ZM242 179H244V177L242 178ZM250 179V178H249ZM261 179V178H260ZM169 180H170V182H169ZM258 180V177H257V179L255 178V181H257ZM144 182L143 183V185H142V187H139V185L141 184V182ZM201 181V182H200ZM228 181L230 182L231 181V183H232V185H234V186H232L231 187V184H229L228 183ZM246 181V180H245ZM259 181H262V179L261 180H258V183H256L254 186L255 187H257L258 185L260 186V184H259ZM169 182V183H168ZM201 183V184H200ZM241 183H242V185H241ZM260 183H264L263 181L262 182H260ZM227 184L228 185H230V187H231V189H235V192H234V196H233V191L231 190V189H229L230 187L229 186H227ZM244 184H245V182H244ZM258 184V185H257ZM220 185H221V187L223 186V185H226V188H227V190H226V188H225V190L228 192V193H226V196H225V190H224V188L222 187H220ZM135 186H137V187H135ZM141 186V185H140ZM214 186L216 187V188H214ZM259 186L257 187V188H259ZM262 186V185H261ZM154 188L153 190H154V193H151V195L153 194V195H156L155 197H153V199H151V196H150V194H148V192H151L150 190L152 189V188ZM220 187V188H219ZM233 187H235V188H233ZM253 187V186H252ZM255 187H253V189L255 188ZM139 189V190H137V189ZM142 188V189H141ZM147 188H149L148 190H147ZM164 188V189H163ZM249 189L248 190H250V188L251 187H248ZM256 188V189H257ZM144 189H146V190H144ZM161 189H162V191H161ZM216 189V190H215ZM229 189V190H228ZM256 189H254L255 191L254 192H250L251 194L250 195H248L247 193H245V195L247 194L248 195V197L250 198V196H255V194H253L252 195V193H255V192H257V194H256V196L259 194V191H257ZM262 189H264V188H262ZM261 189V190H262ZM120 190H121V193H123L125 196H127V198L128 199H130V202H129V200H127V198H122L121 196L122 195H120V196H118V197H121L123 200H125L124 202H122L123 200L121 199L120 201L122 202V203H124V204H126L127 203V201L129 202L128 203V205L126 204V205H122V207L124 206H126V208L124 209V207H123V209H121V206H120V204H122V203H120V202H118V198L116 199V195H119V193H120ZM136 190H137V192L138 191H140V190H142V192H141V195H143V197L141 196H138V194L140 193H137L136 192ZM168 190V191H167ZM177 190V189H176ZM215 190V191H214ZM123 191V192H122ZM146 191H148L147 193H146ZM169 191V192H170ZM250 191H252V189L250 190ZM144 192V193H143ZM153 192V191H152ZM161 192V193H160ZM164 192V193H165ZM176 192V193H175ZM224 192V193H223ZM242 192V193H241ZM244 192V193H243ZM120 193V194H121ZM143 193V194H142ZM156 193V194H155ZM175 193V194H174ZM232 193V194H231ZM96 194H98V195H96ZM149 196H148V195ZM222 194H224V196L227 198L228 196H230V198H231V195H232V197H233V199L234 200H231L233 203H231L230 201H229V199H226V198H224V196H221ZM227 194H231V195H227ZM97 196V197H94V196ZM99 195H100V197H99ZM138 197H140L139 199L137 198V196ZM165 195H167L166 193H165ZM92 196H93V198H92ZM115 196V197H114ZM125 196H123V197H125ZM129 196H131V197H129ZM135 196H136V198L138 199H136L135 198ZM255 196V197H256ZM114 197V198H113ZM134 197V198H133ZM168 196H166V198H167ZM203 197H204V200H203ZM224 199H223V198ZM246 197V196H245ZM244 197V195H243V198L244 199H246ZM257 197H259V196H257ZM256 197V198H257ZM95 198V199H94ZM96 198H97V200H96ZM112 198L114 199V200H112ZM157 200V201H155V199ZM159 198H160V196H159ZM165 198V197H164ZM236 198H238V199H236ZM243 198H242V196H241V199L243 200ZM249 198H247L248 200H244L245 202L246 201H252V198L249 200ZM254 198V197H253ZM92 199H94V204L97 202V203H100L98 206V208H100V207H104L105 205H108L107 206V208L109 207V208H111V206L112 205H114V206H112V207H114V208H116V206H120L119 208L117 207L116 209H114V208H112V209H114V210H116V212L114 211V210H112L111 211V213L110 212H108L107 210H106V206L104 207L105 208V210L108 212V214H107V212H105L104 210H103V208H101V210H102V212H100L99 211V209L98 208H96V206L97 205H94V204H91L92 202ZM98 199H100V200H98ZM136 202H133V200ZM136 199V200H135ZM175 199H177V200H175ZM193 199V200H192ZM225 199L227 200V201H229V203L227 204V201H225ZM258 199V198H257ZM256 199V200H257ZM96 200V201H95ZM108 200H112V201H114L115 203H113L112 201V203L110 202V201H108ZM132 200V201H131ZM144 200V199H143ZM162 200V199H161ZM167 201L168 200V198H167V200L166 199H163L162 200V202L163 201ZM254 200H255V198H254ZM259 200V199H258ZM153 201H155V202H157V203H154ZM192 201L194 202V201H197L198 203H200V205H201V202H202V204H204V206L206 207V211H207V213H206V217H208L209 215V213L211 214L210 215V217H208V218H206L205 219V221H202L201 219V221H202V225H201V223L199 222V224H196L195 226H193L192 225V221H193V219L194 220H198V218L200 217L199 215H200V207L201 206H199V204L198 205H196L195 207H194V205L192 204ZM89 202V204H87ZM91 202V203H90ZM107 202H108V204H107ZM139 202V203H140ZM150 202H152V203H154V204H151ZM177 202V203H176ZM191 202V203H190ZM244 202V203H245ZM254 202V201H253ZM253 202H251L252 203V206H253ZM111 203V204H110ZM173 204V205H171V204ZM189 203L190 204H192L191 206H189ZM240 203L242 204V201L240 200ZM239 203V204H240ZM87 204V206L85 207V205ZM91 204V205H90ZM150 204V205H149ZM185 204V205H184ZM195 204V203H194ZM246 204V203H245ZM248 204V203H247ZM246 204V205H247ZM250 204V203H249ZM259 204V203H258ZM88 205H89V207H88ZM92 205H94V207H91L90 208V206H92ZM137 205H135V207H137ZM139 205V206H140ZM149 205V206H148ZM152 205V206H151ZM175 205V206H174ZM183 205H184V208H183ZM244 206V208H246L245 210H246V212L249 214V210H250V212L251 211H253L252 209H251V204L249 205V207H250V209L249 210H247V206ZM148 206V207H147ZM160 206V205H159ZM182 206V207H181ZM189 206V207H188ZM135 207H133L132 209H135V211L134 210H128V212H130V213H132V212H137L140 208L139 207H137V210H136V208ZM146 207L148 208V209H146ZM82 208H84V209H82ZM88 208H90V211L91 212H89V209ZM93 208V209H92ZM98 209L97 211H94V209ZM239 208H242L243 209V205H242V207H240V205H239ZM259 208V207H258ZM84 210L85 212H86V209L88 210V214L90 215V216H92L93 217V215H94V217H93V219H92V217H91V220L93 221V227L95 228V226L94 225H96V223H97V225L96 226H99V222H100V231L102 232V234L104 233L105 234V232L107 231V229L108 230H111V231H109V232H111L110 234H106L107 236H101L100 234H101V232L99 231V230H97V231H95V229L92 227V224H90L92 221H90L89 219V221L90 222H88L87 224H86V222H83V221H85V220H87L86 218H85V216H86V213H85V215L81 212L82 210ZM92 209V210H91ZM95 209V210H96ZM119 209V210H118ZM199 209V210H198ZM202 209V208H201ZM257 209V208H256ZM255 209V210H256ZM80 210V213L83 215V216H81V217H83V218H85V219H83L81 222L82 223H84L85 225L83 226V224H82V226L83 227H81L82 229L83 228H85L84 230H86L87 229V226L86 225H89L90 227H92L93 228V230L95 231V232H93V233H91V235H92V237L93 236H95V238L96 239H99L100 240V238H101V245H99L100 244V242L98 241V240H94V237L93 238H91V235H89L90 234V232L88 233L87 231H81V230H79V231H81V232H83L82 234H84L85 235V233L84 232H87L86 233V235L88 234L89 235V238H87L88 236H86V239H87V241H89V242H91L90 243V246H91V249L95 246V248H96V251H97V256L94 254V253H96V251L94 252L93 251V249H92V251L94 252V253H92L91 251V253L90 252H88L90 255H88V256H86L88 253H82L81 252V250L80 249H83L84 248V244H86L85 243V236H83L82 237V234L78 231V229L77 228H79V227H77L76 228V230H77V233H79V234H81V236L80 235H78L77 233H75V231L76 230H73V232L74 233H72L71 231V229H70V227L68 228V225L70 226V224H71V222L73 221V218L72 217H75V214L78 212ZM111 210V209H110ZM143 210V211H144ZM155 210H149V211H147V212H149V215H151L152 216V214L155 212ZM237 210L238 211H236V212H239L237 215L239 216V214L241 215V213H240V211H239V209L237 208ZM245 210H244V212H245ZM83 211V212H84ZM97 214V212L98 213H103V214H101V217H104V218H102V219H100L99 217H98V214H97V216H95L96 214H94V212ZM141 211V210H140ZM154 211V212H153ZM157 211H156V213H154L155 215H158L157 214ZM202 211V210H201ZM257 211V210H256ZM255 211V212H256ZM259 211V210H258ZM262 212L261 213H259L258 214V218L256 217V215L255 214H253V212L251 213V214H253V216L252 217H256L257 219H259L260 221H263V225H262V227L261 228H264V209H262L261 210ZM93 212V213H92ZM113 212V213H112ZM115 212V213H114ZM119 213L120 212V214L122 215V218H119L120 217V215L119 214H116V213ZM153 212V213H152ZM198 213L199 215H195L194 213ZM232 212V213H231ZM235 212V213H236ZM254 212V213H255ZM260 212V211H259ZM106 213V214H105ZM112 214V217L114 216H117V215H119V216H117V218H115V219H117V220H119L120 221V223L117 221V220H115V222L116 223H119L120 225H118V224H116L115 222V224L114 223H112V221L110 222V226H108L109 228H111L113 225V229L115 230V232L113 233V229H109L105 224L107 223V224H109L108 222L110 221V219H108L109 217L111 218V216H110V214ZM140 213V215L142 216H144V217H147V215H148V213H146L147 215H144L143 214V212H139ZM139 213H137L138 214V216H139ZM142 213V214H141ZM152 213V214H151ZM166 213H168V212H166ZM165 213V214H166ZM175 213V212H174ZM196 213V214H197ZM246 213V214H247ZM257 213V212H256ZM87 214V215H88ZM92 214V215H91ZM113 214H115V215H113ZM126 215L124 218H123V216L124 215ZM193 214V217H191V215ZM234 214V213H233ZM232 214V215H233ZM243 214H245V213H243ZM242 214V215H243ZM129 215V214H128ZM177 215V214H176ZM176 215H173V216H176ZM202 215V214H201ZM236 214H235V217L237 216ZM78 216H80L79 214H78ZM90 216H88V218H90ZM106 216V217H105ZM132 216V217H131ZM142 216V220H143V217ZM149 217L148 219L150 220V222L148 221V223H151V221H152V224H148V225H152L153 226V221H155V220H153L152 219V217ZM159 217H160V215H158ZM177 216H179V214L177 215ZM194 216H196V218H194ZM197 216H199V217H197ZM214 218H213V217ZM234 216V215H233ZM238 216L236 217L237 219H238ZM81 217H79V218H77V215H76V217H75V222L77 221L76 219H81ZM108 217V218H107ZM242 217L243 216H241V218L239 217V220L240 219H242ZM251 217V218H252ZM94 218H95V220H94ZM98 218V219H97ZM107 218V219H106ZM137 218V217H136ZM156 218H157V216H156ZM161 218H157V221H158V223H160V224H162V225H160V226H162L163 227V225H167L168 223L165 221V219L163 220V219H161ZM192 220H191V219ZM201 218V217H200ZM247 217H245V219H246ZM249 218V217H248ZM96 219H97V221L98 222H96V223H94V221H96ZM103 219H105V220H109L108 222L107 221H105V220H103ZM114 219V218H113ZM140 219V220H141ZM147 219V218H146ZM146 219H144L143 221H145ZM160 221H159V220ZM207 219H209V221L211 220L212 222H208L211 226H213V224H215L214 226H215V228H216V230L218 229L217 227H226L225 228V230L223 231V229H218L217 231H219L220 230V234H221V237H222V239L221 240H219L218 238H216V236L218 235H216L215 236V234H214V232H216L217 233V231H215V229L213 230V228H212V230L214 231H210V229H209V226L208 225H206V224H208V223H206V221H208ZM213 219V220H212ZM214 219H215V221H214ZM228 219V220H227ZM234 220H235V218H233ZM233 219H231L232 221H233ZM245 219H243L242 220V222L245 220ZM253 219V218H252ZM104 222V225H103V223L101 222ZM127 220V219H126ZM134 220H135V218L131 221V222H134ZM138 220H139V218H138ZM137 219H136V221H138ZM140 220H139V222H140ZM161 220H162V223H161ZM251 220V219H250ZM80 221V220H79ZM136 221H135V223H136ZM143 221H142V224H143ZM157 221H155V225H157L158 223H156ZM177 221V222H176ZM231 221V222H232ZM247 221L249 222V220L248 219H246V223H247ZM70 222V223H69ZM74 222V221H73ZM74 222V223H75ZM78 222V221H77ZM77 222L75 223V224H72L74 227H76V226H78L79 225V223H78V225H77ZM138 222V224H140ZM166 222V224H164ZM206 223L205 225H204V223ZM213 222H215V223H213ZM230 222V221H229ZM228 222V223H229ZM230 222V223H231ZM236 222V221H235ZM234 222V223H235ZM239 222V225H240V221H238ZM237 222V223H238ZM69 223V224H68ZM212 223V224H211ZM233 222H232V224H234ZM244 223H245V221H244ZM112 224V225H111ZM123 224V225H122ZM133 224V223H132ZM132 224L129 226L128 225V228L130 227V229H128V228H126L127 229V231H125V230H119V232L120 233H123L124 231L125 232H133V230H136L135 228H133L132 227ZM138 224H135L134 226L137 228V226H138ZM171 225L170 224V227L173 229H175V227H172V226H175V225ZM71 225V228H73L74 229V227ZM101 225H103V226H101ZM201 225V226H200ZM234 225H236V223L234 224ZM245 225H249V223L248 224H245ZM244 224H243V227L245 226ZM157 226H159V225H157ZM157 226H154V228H158ZM159 226V227H160ZM176 226V227H177ZM210 226V227H211ZM217 226V227H216ZM65 227H67V230H66V228ZM102 227V228H101ZM131 227H132V229L133 230H131ZM199 227H201V228H199ZM236 227V226H235ZM235 227H233V228H235ZM242 227V228H243ZM247 227V226H246ZM98 228H96V229H98ZM104 228H106V229H104ZM118 228V227H117ZM116 228V229H117ZM119 228H121V227H119ZM139 228V227H138ZM137 228V229H138ZM153 228V227H152ZM151 228V229H152ZM154 228H153V230H154ZM161 228V227H160ZM159 228V229H160ZM167 228H169V225L168 226H166V230L164 229V227L162 228V229H164L162 232H166L167 231V234H168V236H169V233L170 232H168V230H167ZM171 228H169V230L171 229ZM207 228L209 229V230H207ZM237 228H238V226H237ZM236 228V229H237ZM241 228V227H240ZM66 230V232L68 231V229H70L69 231L72 233V234H75V236H76V234H77V238L75 237V236H73V237H75L77 240L79 239V242H81L80 240H82V242L79 244L78 243V241L77 240H75V238H74V240L72 239L73 237L71 236L72 234L71 233H69V231H68V234H69V237L66 235V237L69 239V238H71V240H73L75 243H78V244H74V245H76V247H74V252L75 251H78L79 252V254H82V255H77V252H75V253H73L72 251H71V248L69 247V246H66L65 244V241H67L68 239L65 237V230ZM80 229V228H79ZM89 229H91V228H89ZM123 229V228H122ZM171 230V232L174 234L175 233V230ZM196 229H198V231H200V232H196L197 230ZM200 229V230H199ZM232 229V227L230 228V230L229 231H231V234H232V231L233 232H235V230H231ZM244 229V228H243ZM88 230V229H87ZM105 230V231H104ZM130 230V231H129ZM150 230V229H149ZM156 230V229H155ZM193 230H196V231H193ZM238 230H239V228H238ZM237 230V231H238ZM63 231L65 232V233H63ZM88 231H90V230H88ZM100 233H99V232ZM150 231H152V230H150ZM159 231H161V230H159ZM159 231H157L156 233H160ZM201 231H203L202 233H201ZM228 231V232H229ZM91 232H92V229H91ZM96 232H98V234H99V236L97 235V237H96V234H94V233H96ZM118 232V233H119ZM153 233L151 234V235H155L156 236V234H155V231H152ZM176 232H177V229H176ZM185 232V234H183ZM172 233H171V235H172ZM199 233V235H197ZM67 234V233H66ZM71 234V235H70ZM125 234V233H124ZM123 234V235H124ZM127 234V233H126ZM132 235L131 236H133L134 237V235H133V233H131ZM162 233H160L159 235L162 237V235L163 236H165V234H162ZM167 234H166V236L165 237H168L167 236ZM178 233H176V235L174 234V236L175 237H177V238H179V236L181 235H177ZM219 234V235H220ZM238 234V233H237ZM119 235V234H118ZM121 235V234H120ZM120 235H119V237H120ZM122 235V236H123ZM159 235H157V236H159ZM170 235V236H171ZM189 235V236H188ZM194 235V236H193ZM71 236V237H70ZM80 236V238H78ZM112 236V237H113ZM117 236V235H116ZM115 236V237H116ZM125 236V235H124ZM127 236H128V234H127ZM127 236H125V238L124 237H121V238H124V239H126V240H128L129 238L127 237ZM130 236V234H129V237L132 239L133 237H131ZM154 236V237H155ZM157 236L155 237V239L157 238ZM185 236V237H186ZM65 237V238H64ZM118 237V236H117ZM118 237V238H119ZM149 237H151V236H148V238ZM154 237H152L153 238V241H157L158 239H159V241L158 242H154V247L156 246V248L158 247H160V246H162V244L165 242V241H168V238H159L158 237V239L157 240H155L154 239ZM172 237V236H171ZM189 237V239H187L186 241H187V243H189V242H191V240H193L192 238H190ZM220 237V236H219ZM224 237V238H223ZM241 237V238H240ZM84 240H83V239ZM111 238V237H110ZM117 238V239H118ZM120 238V243H121V239ZM128 238V239H127ZM135 238V239H134ZM133 239L134 240H139L138 239V236H137V238H136V235H135V237H134ZM147 237H146V240L147 241H151V240H149ZM174 238V237H173ZM65 239V240H64ZM89 239V240H88ZM90 239H93L92 241H90ZM115 238L113 237V239L112 240H114ZM132 239V241H134ZM160 239H161V242H160ZM165 239V240H164ZM191 239V240H190ZM116 240V239H115ZM126 240H125V242H126ZM136 240V241H137ZM164 240V242L162 243V241ZM169 240H171V238H169ZM173 240V242L174 243H178L179 242V240L181 241V242H183L184 240H183V238H180V239H177L176 240V238H174V239H172ZM176 240V241H175ZM235 240V241H234ZM69 241V240H68ZM73 241H70V242H68V244L70 245V243H74ZM97 241V242H96ZM107 241H109V238L107 239ZM107 241L105 240V244L103 243V245H106V243H107ZM118 241H119V239H118ZM117 241V242H118ZM124 241V240H123ZM129 241V240H128ZM128 241H127V243H128ZM140 241V240H139ZM139 241H137L138 243H139ZM186 241H184L183 242V244L181 243V242H179L177 245H178V247H180L179 249H178V247H177V249H178V253L179 254H181V256L183 255L182 253H183V251H184V249L186 248H184L183 246H185L186 244H185V242ZM61 242V243H60ZM92 242H94V243H96V244H94L93 243V247H92ZM113 243H115V241H112ZM124 242V243H125ZM143 241H140V243L141 244H144V249H147V248H150L149 246L150 245H153V243H152V241H151V243L152 244H150V242H145V243H142ZM192 242V243H193ZM84 243V244H83ZM98 243V244H97ZM123 243V242H122ZM121 243V244H122ZM130 243V244H129ZM129 243L128 244H124V246H127V245H130V247L132 248V246L134 245L135 246V244L134 243H136V242H132L133 243V245L131 244V241H129ZM138 243H137V247H138ZM162 243V244H161ZM166 243H168L169 244V241L168 242H166ZM180 243H181V245H183L182 246V248H181V245H180ZM67 244V245H68ZM88 244V243H87ZM86 244V245H87ZM108 245H111V244H109V243H107ZM116 244V243H115ZM119 244V243H118ZM117 244V246H119ZM121 244H120V246H121ZM141 244H139V245H141ZM146 244H150V245H148V247L146 248ZM167 244V245H168ZM170 244H171V242H170ZM169 244V245H170ZM194 244V243H193ZM233 244V246L234 247H232V249L230 248L231 247V245ZM23 245V246H22ZM73 245V244H72ZM77 245L78 246H80V245H83V248L80 246V247H77ZM132 245V246H131ZM160 245V246H159ZM167 245L165 246V244L163 245V247H165V249L166 248H168L169 249V251L171 252L172 250H173V246H171L172 247V250H170V246L168 245V247H167ZM180 245V246H179ZM195 245V244H194ZM29 247V249L28 248H26V247ZM90 246L88 245V246H86V249H87V247H88V250L87 251H89L90 250ZM101 246V249H102V251H101V249H100V251L98 250V248ZM123 246V247H124ZM141 246H143V245H141ZM141 246H139L138 248H140ZM187 246V245H186ZM23 247H25V250H23L22 248ZM67 247V248H70L69 249V251H68V249H65V248ZM152 247L153 246H151V248L150 249H152ZM170 247V248H169ZM194 247L195 248H197V249H194ZM77 248H79V250H77ZM126 248V247H125ZM129 247H127V249H128ZM143 248V247H142ZM142 248H140L141 250H142ZM155 248V249H156ZM161 248V247H160ZM174 248H176V244H175V246H174ZM187 248V249H188ZM230 248V249H229ZM22 249V250H21ZM73 249V248H72ZM86 249H83V251H86ZM107 250L106 252H105V250ZM113 249V248H112ZM121 249V248H120ZM120 249H119V251H120ZM140 249H139V252H140ZM143 249V250H144ZM150 249L148 250V251H150ZM155 249H152L153 251L155 250ZM168 249H167V252H168ZM186 249V250H187ZM20 250V251H19ZM65 250H67V253L68 252H70V253H72L71 255H74V257L72 256L70 259L69 258H67L66 256V258H62L63 256L61 255V252H62V254L64 255V254H66V251ZM95 250V249H94ZM129 250V249H128ZM190 250H187L186 252H188V251H190ZM125 251V250H124ZM144 251H146V250H144ZM160 252H159V254L161 253L162 254V251L161 250H159ZM81 252V253H80ZM100 252H102L100 255H102L103 253L105 254H103L101 257H100V259H103L102 260V262H101V260L98 258V255H99V253ZM116 252V251H115ZM121 252H123L122 250H121ZM126 252V251H125ZM152 252V251H151ZM155 252H156V250H155ZM154 252V253H155ZM164 252V251H163ZM167 252H164V254H166V256H169L168 255V253ZM175 252H176V250H175ZM174 252V253H175ZM56 253H59V255H61V256H59V257H61L62 258V260H60V258H59V262H58V259H54V258H56L57 257V255H56ZM70 253H68V256H70ZM108 253V254H109ZM109 254V255H111L110 257H112L111 258V261L113 260V254ZM124 253V252H123ZM128 253V252H127ZM136 253L138 254V252L136 251ZM144 253H146V252H144ZM143 253V254H144ZM153 253V254H154ZM172 254H173V252H171ZM77 256H76V255ZM107 254V255H108ZM120 254V252L119 253H115V255L116 256H118ZM122 254V253H121ZM125 254V253H124ZM140 254H142V251H141V253ZM142 254V255H143ZM148 255H151L150 253H147ZM159 254H158V251H157V253L156 254H154V255H158L159 256ZM176 254V253H175ZM187 254V253H186ZM189 254V253H188ZM99 255V256H100ZM113 255V256H112ZM128 255V254H127ZM136 255V254H135ZM148 255H143V256H146L147 258H149L150 259V257L151 256H149L148 257ZM163 255V254H162ZM171 255V254H170ZM55 256V257H54ZM95 256H96V259H95ZM116 256L114 257V258H116ZM119 256H123V255H119ZM118 256V257H119ZM125 257H126V255H124ZM129 256V255H128ZM128 256H127V258H128ZM153 256V255H152ZM166 256L165 255H163V257H162V259L163 260H165V258H166ZM190 256V255H189ZM80 257V258H81ZM103 257V258H102ZM118 257L116 258L117 259V262L118 263H121L120 261H118ZM130 257V256H129ZM137 257V256H136ZM170 257V256H169ZM169 257H167V258H169ZM174 257V258H175ZM51 258H52V261H53V263H50L51 262ZM79 258V259H80ZM86 258H88L87 260H86ZM123 259H124V257H122ZM131 258L133 259L134 258V256H131ZM131 258H128V260L129 261H131ZM139 258V257H138ZM154 257H152V259L150 260V262L152 261V260H154L153 259ZM155 258H158V257H156L155 256ZM166 258V262L168 261V259ZM173 255L169 258L170 259V261H168V264H170V262H174L173 261ZM178 258V259H177ZM26 259H24L25 261H24V263L23 264H26L25 262L27 261ZM55 261H54V260ZM65 259H67V260H65ZM78 259V258H77ZM91 259V258H90ZM120 259V258H119ZM136 259V258H135ZM140 259H143V258H139V260H137L136 259V261H141V262H138V264L140 263V264H143V261L144 260H140ZM172 259V260H171ZM1 260H0V262H1ZM14 260H16V261H14ZM49 260H50V262H49ZM94 260H93V264H96V263H94ZM122 260V259H121ZM125 260V259H124ZM123 260V261H124ZM134 260V259H133ZM156 260V259H155ZM158 260L159 261H161V259H159L158 258ZM157 260V261H158ZM12 261H10V264H12ZM45 261V262H44ZM56 261H57V263H56ZM73 261H75V260H73ZM77 262H78V260H76ZM113 261H115V260H113ZM122 261V262H123ZM135 261V260H134ZM134 261H131V262H127V260H125L124 262H126V263H123V264H133V263H135V264H137L136 262H134ZM5 262V263H4ZM44 262V263H43ZM70 262H72V261H70ZM73 263V264H79L80 262H78V263ZM89 262V263H88ZM110 262V261H109ZM109 262L107 263V262H105V263H103V264H109ZM116 261H115V263H117ZM152 262H154V261H152ZM152 262L151 263H149V260H148V262L146 261V263L148 264H152ZM156 262V261H155ZM164 261H161V262H159V263H162V264H164L163 263ZM1 263V264H2ZM27 263V264H28ZM41 263V262H40ZM91 263H92V259H91ZM111 264L112 263H114V262H110ZM69 264H71V263H69ZM122 264V263H121ZM155 264V263H154ZM157 264H158V262H157ZM172 264H174V263H172Z\"/></svg>",
  "mask_w": 264,
  "mask_h": 264
},
{
  "label": "rangeland",
  "instance_id": "obj_2",
  "mask_svg": "<svg viewBox=\"0 0 264 264\" xmlns=\"http://www.w3.org/2000/svg\"><path fill=\"white\" fill-rule=\"evenodd\" d=\"M6 1H7V2H6ZM18 1H19V0H0V6H1L0 8H2V6H4V5L6 6V5H7L6 3H9V2H10L9 4H12V3H13V4L15 5V7L12 6V5H10V6H12V7H9V8H8L9 10H8V9H5V10H4V9L2 8L4 14H3L2 10L0 9V10H1L0 13H2V14H0V36H1V38L3 39V40L0 39V102H1L0 106L3 104V105L1 106V108H0V123L3 124L2 126L4 127L3 129L0 128V130L3 131V132L1 131L2 133L0 132V188H3V186L8 187V188H10V187H14L15 184L12 183V180H13V177H15V175H16L18 172H19V173H18L17 175L22 174V175H20V177L22 178V176H24L23 173H27V174H25V175H28L30 172H32L33 169H34V171H39V169L44 168L45 166H43V164H42L44 161L42 162V159H41V158L44 157V156H45V157L47 156V155H46V152H47V153H48V152H49V153H53V151L51 152L50 150H51V148H52L53 146H55V144H53V141L55 140V137H56V140H58V135H59L60 138H59L58 141H59V142H60V140L62 141V139H64V136L67 135V134H63V133H68V134H69V132H70V128H69V127H70L71 123H73L77 118H78L79 121H80V119H82V117H83L82 115H85L83 118H86V119L89 118L90 116L93 115L92 112L95 114L94 111L97 110L96 108H98L99 106H100V107L102 106L101 104H102L103 102L101 103V101H102L103 99H104V100L107 99V101H108L109 95H108V96L105 95V96L108 97V98H106L105 96H104V97L102 96L103 98L100 100L99 98H101V97H100L99 94H98L97 96H98V99H99V101H100L101 104L98 103V104H97L98 106H96V103L98 102V100H96V101H97V102H96L95 99H97V98L94 99V103H92V100H93V99L91 98V97L95 94V93H93V92H95V91H93L92 89L88 90V91L91 93V94H90V93H88V94L92 95V93H93L92 96L88 95L87 92H86V94H85V93H84V94H80L81 92H78V91L80 90L79 88H81V91H84V90H85L84 87L90 86L91 84H93V85H91L92 88H93L94 86H95V87L97 86V87H96L97 89H101V88H103V86H102L103 84H100L99 82H101V81H99V79H98V78H100V75H97V73H98V74H101V73L103 72V69H99V68L104 67L103 65H104V63H105V62H104V61H105V60H104L105 57H106V58H109L108 56H110V59H112L113 61H115V62H111V63H114V65L117 63L116 61H118V63L120 62V60H119L120 57H121V58H124V59H122V61H123V60L126 61V60H127L126 57H131V58H133V59H131V60H129V58H128V61H130L129 64L131 63L132 60L135 59V61H132V63H134V62L137 61V62L134 63V64H136V65L139 64V65H140V63H142V66H143V57H144V59L147 58V60H144V61H146L147 65H148V64H151V63L153 64V62H155V61H158L157 64L160 65V63H159L160 58H158V60H156L157 57L155 58V56H158L157 54H159V51H162V50H163L162 52H165V53L168 52V51L166 50V48H165V47H167V44H165V42L167 41L166 38H169V41H170V42H169V41L167 42V43H170L169 45H171V42H172V44L175 43V40H174V42L171 41V40H172L171 37H172V38H173V36L175 37L176 34H174L173 36L170 35V37H168V36H169L168 34H169V33H170V34H173L174 31L177 29V26H178V25H176V26L174 25V27H171V25H170V27H169V25L167 26V24H169V23H167L168 21H167V22H166V21H165V22L162 21V20H163L162 17H164V15H163V16L161 15L162 17H160V18H161V21H162V22H161V23H158V25H159V24L161 25V24L164 23V25H162V26H164V28L169 27L171 30H174L173 33H172V31L170 32V29L168 30V29H164V28H163L162 30H165V31L168 30V31H167V32H169L168 34H166V32L163 31V33L166 34V36H167V35H168V36L166 37V36H164L163 33H161V36H164V37H162L163 39H161V40H163L164 43H163V44H161L160 42L158 43V41H159V39H160V38H158V39H157V43H158V44H157V43H156V38H157V37L154 38V35L156 34V32L153 33V34H152V32L154 31V30H153L154 27H156L155 30H156L157 32H159V29L162 28V27L159 25V26H160V28H159V26H158L156 23H155V24H156L158 27H157L156 25L154 26L152 23H151V25H150L149 23H146V24H148V25L150 26V28H152V31H150V33H148V34H151V39H150V37H147V36H148L147 33H143V34H147L146 37H144V36H143V37H144V39L147 38V39L149 40V41H148V40L146 39V42H148V43L152 40V38H154L155 41L152 40V41H151V44L154 45V46H157V45L159 46V45H160L159 48H161V49L164 47V45H166V46L164 47L165 50H164V49H162V50L159 49V50H158V48L156 49V47L153 46V49H154V50L156 49V50H155L156 52H155V51L153 52L152 50H150L151 48L148 49L149 46L147 47V45H146L147 43L144 44V41H142V42H143L142 44L146 45V46H144V47H143V45L141 44V42H139V41H138L139 43L137 44L136 41L139 40V39H137V40H136V39H134V40L132 39V42L136 40V41H135L136 43H134V42H133V43L137 46V47H136V46L133 45V43L131 42V44H132L133 47H134V49H133V47H132V45L130 44V41H129L130 39H127V40H128V42H127V41L125 40L124 37H126V32H127V30H128L129 32L134 31V30H130L131 28H132V29L134 28V27H132V26H134V25H136V24H137L136 27H138V25H141V26L143 25V24H140V23H139V24H138V23L133 24V22L131 23V20H133V17H138V16H139L140 13H139V14L137 13L138 16H136L137 14L134 15V14L136 13V12H135V11H136L135 8L140 4V2L142 3L144 0H143V1L140 0V2L138 1L139 4H138L137 1L133 0V1H135L136 4H137L136 6H135V4H134L135 2H133V1H131V0H130V1L133 2V5H132V6H130L132 3L129 2V0H115V1H114L115 3H112L113 6L116 7V5L118 6L119 4H120L121 6H122V4H123V6H124L125 4H127V3H125V1H126V2H129V3H128V4H129V7H127L128 5H125V7H123V9H121V8H122V7H121V8H120V12H119V13H121V14H120V15L117 14L118 16H116L114 20H113V18L110 16V17L112 18V19H111V22H109V21H110V20H109L108 23H106V24H108L109 26L105 24V25L107 26V27H106L107 29H106V30H105V28H104L103 30L101 29L102 31L99 30L100 32L98 31V26H97V22H98V21H97V19L95 18L96 7H97V5L100 3V0H87V1H85V2H83V3H81L77 8H75L74 11L68 13L67 15H63V16L57 18L56 20H55V19H54V20H51L50 23H49V26H48V28H49L50 31L48 32V34H47L45 37H43V36H41V31H42V29H43L44 27H41V25L43 24V21H44V23H45L46 21H45V20L41 21V20H42L41 18H43V15H41V14H45V13L43 12V11H45V10H46V12H48V10H51V11H54V10H55L56 7H52V6L55 5V3L53 2V0H50V1H49V0H42V1L44 2V4H43L42 2H41L42 4L38 3V6H39L38 8H39V10H40V8H41L40 6H42V5H43L44 7H46L47 5H50V6H51V7H49V9L47 8L48 10H47V9H43V11H42V10L39 11L38 8L36 7V6H37V2H38L39 0H37V1H36V0H32V1H31V0H21V2H20V1L18 2ZM28 1H29V2H28ZM40 1H41V0H40ZM48 1H49V2H48ZM54 1H56V0H54ZM62 1H63V0H62ZM67 1H68V0H65L64 3L67 2ZM117 1H118V2H117ZM119 1H120L121 3H120ZM122 1H123V3H122ZM152 1H153V0H152ZM152 1H151V0H150V1L146 0V2H149V3L153 4ZM160 1H161V0H160ZM183 1H184V2L186 1V3H187V0H183ZM190 1H192V0H189V3H190ZM193 1H194V0H193ZM193 1H192V3H194V5H191V6H192V8H193V6H194V10H195V7H198L199 4H200V5H205V4H203V3H204L203 0H201V1L203 2L202 4H201V2H200V3H196V1H195V2H193ZM208 1L210 2V0H208ZM208 1L205 0L206 3H207ZM212 1H213V0H211V2H212ZM220 1H221V0H220ZM234 1H235V0H234ZM240 1H242L241 4H243L244 2H245V4H247V5H246V6H247V9H248V7H249L250 9H249L248 11H249V13H251V15L246 14V15H243V16H242V14H245V13H243V11L245 10V12H246V7L244 6L245 4L243 5V7H242L240 4H239V6L237 7V5L235 4L236 7H237V8L235 7V8L237 9V10L235 9L236 12L238 11V9L241 10V8H245L244 10L242 9V11H241L242 14L239 15V16L241 17V19H243V17H244V18H246V20L248 19V22L251 24V23L253 22V21L251 22V20H252V18H253V16H254V17H255V20H254L255 23H257V22L259 23V24L257 23L258 25H257V24H254V25H253V23H254V22H253L252 25H251L252 28H250V24H249V27H247L248 24L245 23V22H247V21L244 19L245 21H243V22H244L245 25H244L243 23H242V24H243L245 27L250 28V29H248V31L250 32V30L253 29V26H254V28H255V27L257 28V26H259V27L263 26V25H264V22H262V23H261V21L259 22V19L262 20V18H264V17H261V18L257 17V16H258L257 13H258V10H259V9L262 10V11L264 12V2H262L263 0H258V1H257V0H256V1H254V0H250V1H249V0H244V1H243V0H238V2H240ZM259 1H260V2H259ZM23 2H25V3L23 4ZM26 2H27V3H26ZM30 2H31V3H30ZM52 2L54 3L53 5H51ZM56 2L63 3V2H61V1H59V0H57ZM146 2H143V3H146ZM162 2H163V1H162ZM162 2H160V3L162 4ZM165 2H166V1H165ZM165 2H163V3H165ZM174 2H175V1H174ZM176 2H177V0H176ZM176 2H175V3H176ZM184 2H183V3H184ZM197 2H199V0H198ZM209 2H208V3H209ZM211 2H210L209 4L212 5ZM213 2H214L213 4L216 5V6H219V7L221 8V11L223 12V10H224V7H223V6H225V5L227 4V5H226V7H227V6H228V2H229V0H228L227 3H226L225 1H222L224 4L226 3L225 5H223L222 2H219V0H218V1L215 0V1H213ZM215 2H216V3H215ZM217 2H218V3H221L223 6H222V5H219ZM232 2H233V0H232ZM232 2H231V5H230V3H229V5H230L229 7H230V8H232L233 6H235V5L232 6ZM238 2H237V0H236V1L233 2V3H237V4H238ZM247 2H248V3H247ZM256 2H257V3H256ZM21 3H22V4H21ZM48 3H49V4H48ZM50 3H51V4H50ZM60 3H59V4H60ZM97 3H98V4H97ZM116 3H117V4H116ZM124 3H125V4H124ZM130 3H131V4H130ZM143 3H142L141 5H144ZM166 3H167V2H166ZM178 3H180V1H178ZM178 3H177L176 5H178V6L181 5V7H182V6L184 7V6L186 5L185 3L182 5V1H181L180 4H178ZM189 3H187V4H189ZM195 3H196V4H195ZM208 3H207V4H208ZM258 3H260L261 5H259ZM56 4H57V3H56ZM115 4H116V5H115ZM155 4H156V7H157V3H155ZM155 4H153V5L155 6ZM209 4H208V5H209ZM217 4H218V5H217ZM254 4H255V5H254ZM57 5H58V4H57ZM60 5H61V4H60ZM141 5H139V6H141ZM147 5H149V4L146 3V6H147ZM159 5H160V4H159ZM195 5H196V6H195ZM200 5H199V7H201ZM208 5H207V6H208ZM214 5H213V6H214ZM249 5H250V6H249ZM258 5H259V6H258ZM262 5H263V6H262ZM58 6H59V5H58ZM102 6L106 7L105 4H104V5L102 4ZM102 6H101V7H102ZM110 6H112V5H110ZM110 6H109V8H112V7H113V6H112V7H110ZM134 6H135V8H134ZM139 6H138V8H139ZM149 6H152V5H149ZM149 6H148V7H149ZM187 6H188V5H187ZM187 6H185V7H187ZM207 6L204 7V9L206 8L207 10H209V9H211L212 11L214 10V7H213V8H210V7L208 6V8H207ZM221 6H222V7H221ZM231 6H232V7H231ZM240 6H241V7H240ZM251 6H253V7L251 8ZM17 7H18V8H17ZM35 7H36L37 10L39 11L38 15H39V17H40L41 20H38L39 23H40V24H39L40 26L38 25V27H41V30H39L40 28H36V29H38V30H35L34 27H33L34 29L32 28V26H36V23H35V22H37V21H36L35 19H37V18L39 19V17H36V16L34 15V14H36L37 12H34V11L32 10V8H35ZM104 7H102V8H104ZM115 7L112 8V9H110V10H112V11L114 10L115 13H114V12H111L112 14L114 13V15H115V14L118 12V10H119V9H117V8H118V7H117V8H116L117 11H115V10H116ZM119 7H120V6H119ZM126 7H127V8H126ZM148 7H147V8H148ZM158 7H159V6H158ZM185 7H184V8H185ZM189 7H190V5H189ZM189 7H188V8H189ZM219 7H215V10H216L217 8H218V10H219V9H220ZM226 7H225V8H226ZM254 7H255V9H256V7H257V8L259 7V8L257 9V11H255V13H256L257 15H256V14L253 15V13H254ZM36 8H35V10H36ZM109 8H108V7H107V8H104V11H106V9L109 10ZM125 8H126V10H124ZM133 8L135 9V11H134L135 13L133 14L134 16L131 17L132 19H130V18L128 17L130 20H127L128 18H127V16H125V15H126V14L128 15V12H130L129 15L132 14V13H133ZM150 8H151V7H150ZM184 8H183V9H184ZM201 8H202V7H201ZM227 8H228V7H227ZM227 8H226V10L228 11ZM230 8H229V9H230ZM41 9H42V8H41ZM127 9L130 10V11H128ZM139 9H140V10L137 9V10H138L137 12H139V11L141 12L143 9H146V8H143V7H142V10H141V8H139ZM152 9H154V8L152 7ZM179 9H181V8H179ZM19 10H21V11H19ZM31 10H32L33 12H32ZM37 10H36V11H37ZM108 10H107V11H108ZM110 10L108 11L109 13H110ZM147 10H148V12H147ZM147 10H146V12H142V14H140V15H143V16H144V14L149 15V14L152 13L151 11L149 12L150 9H147ZM188 10H189L190 12L192 11L190 8H189ZM194 10H193V11H194ZM197 10H198V9H197ZM215 10H214V12H215ZM218 10H216V11H218ZM231 10H232V9H230V11H231ZM235 10H233L234 13H235ZM240 10H239V12H240ZM260 10H259V11H260ZM107 11H106V12H107ZM122 11H123V12H122ZM126 11H127V12H126ZM152 11H153V10H152ZM185 11H187V10H185ZM189 11H187V12H189ZM212 11H211V12H212ZM221 11H220L221 15H220V14L217 15L219 12H215V13L212 12V13H211L210 11H209L208 14H210V13L213 14V15L215 14V15L220 16L221 18H223V15H222V12H221ZM227 11H225L224 13L226 14ZM248 11H247V12H248ZM250 11H253V13L250 12ZM5 12H6V13H5ZM7 12H9V13H7ZM10 12H11V13H10ZM12 12H13V14H12ZM28 12H29V13H28ZM30 12H31V14H33V15H31L32 17H31L30 15H28V14H30ZM40 12H41V13H40ZM108 12H107V13H108ZM131 12H132V13H131ZM200 12H201V14H204L205 10L202 12L201 9H200ZM228 12H229V11H228ZM247 12H246V13H247ZM260 12H261V11H260ZM260 12H259V13H260ZM263 12H262V13H263ZM48 13H50V11H49ZM48 13H47V14H48ZM148 13H149V14H148ZM191 13H192V12H191ZM191 13H189V16H190ZM197 13L200 14L199 11L196 12L195 14H197ZM205 13L207 14V11H206ZM216 13H217V14H216ZM229 13H230L229 15L231 16V18H234V16L232 15L233 12L231 11V12H229ZM234 13H233V14H234ZM262 13H261V15H263ZM6 14H7V15H6ZM8 14H9V15H8ZM10 14H11L12 16H11ZM47 14H45L44 16L47 17V16H48ZM195 14H194V12H193V15H195ZM198 14L196 15L197 18H194L195 16H193V15L191 14L190 18L193 16V17H192V21H189L188 24H190V23L193 22V21H196V20L198 19V17H199V19H200V22L203 21V20H204L203 15H200L201 17H203V19H202ZM208 14H207V15H208ZM211 14H210V15H211ZM225 14H224V16H225ZM227 14H228V13H227ZM4 15H5V16H4ZM19 15H20V16H19ZM36 15H37V14H36ZM38 15H37V16H38ZM93 15H94V16H93ZM204 15H205V14H204ZM210 15H209V17L207 16V18H210ZM215 15H214V16H215ZM234 15L237 16L236 18L233 19L234 22H235V19H237V18L240 19V17H238V14H234ZM247 15H248V16H252V15H253V16H252V18L250 19V17L248 18ZM261 15H259V16H261ZM3 16H4V17H3ZM6 16H7L8 18H7ZM9 16H11V17H9ZM27 16H29L30 18L27 17ZM33 16H34V17H33ZM119 16H120V17H119ZM121 16H122V17H121ZM156 16H157V15H156ZM227 16H228V15H227ZM232 16H233V17H232ZM263 16H264V15H263ZM105 17H108V14H107V16H105ZM140 17H141V18H140ZM146 17H149V16H146ZM158 17H159V15H158ZM205 17H206V15H205ZM211 17H212V16H211ZM228 17H229V16H228ZM23 18H25L26 20L29 19L28 22H30V21H33V22H31L30 24L26 23L25 20H24V22H22V21H23ZM33 18H35V19H34L35 21L33 20ZM119 18H121V21H122V20H123V21L121 22ZM139 18H140V19H144V17H142V16H139ZM139 18H138V19H139ZM160 18H159V19H160ZM193 18H194V20H193ZM216 18H218V17H216ZM221 18H220V19H221ZM225 18H227V17H224L223 20H224ZM229 18H230V17H229ZM258 18H259V19H258ZM11 19H12V20H11ZM14 19H15V20H14ZM21 19H22V20H21ZM43 19H45V18H43ZM108 19H109V17H108ZM117 19H119V20H117ZM135 19H137V18H134V20H135ZM146 19H149V18H146ZM146 19H144V20H142V21L146 22ZM165 19H166V18H165ZM165 19H164V20H165ZM199 19H198V20H199ZM201 19H202V20H201ZM210 19H211V18H210ZM212 19H213V17H212ZM220 19L218 18V20H220ZM241 19H240V21L242 22ZM257 19H258V21H257ZM105 20H106V22H107V18H105ZM124 20H125L126 22H125ZM134 20H133V21H134ZM157 20H158V18H157ZM190 20H191V19H190ZM205 20H208V19H205ZM205 20H204L203 22H206ZM221 20H222V19H221ZM226 20H227V19H226ZM249 20H250V21H249ZM140 21H141V20H140ZM233 21H232V22H233ZM238 21H239V20H236L237 24L239 25L238 28H240V24H239V23H241V22L239 21V23H238ZM262 21H263V20H262ZM5 22H6V23H5ZM14 22H15V23H14ZM41 22H42V23H41ZM119 22H121V23H120V26H119ZM123 22H124L125 24H124ZM135 22H137V20H135L134 23H135ZM149 22H151V20H150ZM200 22H199V24H200ZM208 22H209V21H208ZM225 22H226V21H225ZM227 22H228V20H227ZM227 22H226V23H227ZM229 22H231V20H229ZM229 22H228V23H229ZM232 22H231V23H232ZM234 22H233V23H234ZM236 22H235V24H236ZM32 23H34L35 25L32 24ZM113 23H114V24H113ZM115 23H116L117 26L115 25ZM117 23H118V24H117ZM122 23H123L124 25H123ZM129 23H130L132 26H131ZM141 23H143V22H141ZM193 23H195V22H193ZM193 23H191V24H193ZM196 23H197V21H196ZM196 23H195V25H197ZM214 23H216V24H214ZM222 23H223V21H222ZM226 23H225V25H227ZM231 23H229L226 27H225V25H223V28L225 27V30H229L228 28H231V26H232ZM260 23H261V26H260ZM19 24H20V25H21V24H25L26 26H25V28H23V26H21V27L23 28V30H22L21 27H19V30H20L21 32H20L18 29H17L16 31H12V30H15V28H17L18 26H20ZM31 24H32V25H31ZM103 24H104V23H103ZM127 24H128V25H127ZM165 24H166L167 27L165 26ZM188 24H187V25H188ZM199 24H198V25H199ZM201 24H202V23H201ZM211 24H212V22L210 21V25H211ZM213 24H214V25H217L218 23H217V21L214 20V21H213ZM213 24H212V26H213ZM220 24H221V22H220ZM262 24H263V25H262ZM9 25H10V26H9ZM14 25H15V26H14ZM30 25H31V26H30ZM101 25H102V24H101ZM105 25H104V26H105ZM129 25H130L131 27H130ZM152 25H153L154 27H153ZM205 25H209V24H208V23H207V24L204 23L203 26L206 28ZM210 25L207 26L208 29H209ZM229 25H230V27H229ZM255 25H257V26H255ZM6 26H7L8 28H7ZM42 26H44V25H42ZM113 26H114V27H113ZM118 26H119V27H118ZM128 26H129V27H128ZM144 26L147 27V25H144ZM149 26H148L147 29L150 30ZM212 26H211V28H210L211 31H209L208 33H210V32L213 33V34L215 33V36H214V37L216 38V33H217V32H212V31H215V29H213L214 27L212 28ZM221 26H222V25H221ZM244 26H243V27L241 26V27H242V30H241V28H240V30H241L242 32L247 31V30H244V31H243ZM26 27H27V29H26ZM100 27H101V26H100ZM122 27H123V28H122ZM126 27H127V30H126ZM136 27L134 28L135 30H136ZM188 27H190L191 30H193V29L196 28V26H195V27H191L190 25H189ZM201 27H202V25H201ZM201 27H200V26L198 27V28H199L198 32L201 30V29H200ZM204 27H202V28H204ZM215 27H219V28H220V25L215 26ZM227 27H228V28H227ZM234 27H235V25H234ZM236 27H237V26H236ZM259 27H258L257 29H259ZM31 28H32V29H31ZM84 28H86V30H84ZM102 28H103V27H102ZM118 28H120V29L123 30L124 32L121 31V30L118 29ZM129 28H130V29H129ZM143 28H144V27H143ZM175 28H176V29H175ZM192 28H193V29H192ZM205 28H204V29H205ZM219 28H216V30H219ZM226 28H227V29H226ZM24 29H26V30H24ZM144 29H146V28H144ZM144 29H143V31H147V30H144ZM196 29H197V28H196ZM196 29H195V33L197 32ZM208 29H207V31H208ZM212 29H213V30H212ZM221 29H222V27H221ZM245 29H246V28H245ZM261 29H262V28H261ZM3 30H4V31H3ZM7 30H8V33H10V34H11L10 31L14 32V34L17 32V33H16L17 36H16V34H15V35H14V34H12V35L9 34L10 36L7 35V34H6V31H7ZM9 30H10V31H9ZM27 30H28V32L25 33ZM33 30H34V32H33ZM80 30H81V31H80ZM117 30H118V31H117ZM125 30H126V32H125ZM160 30H161V29H160ZM223 30H224V29H223ZM231 30H232V28H231ZM235 30H236V29H235ZM235 30H234V31H235ZM24 31H25V32H24ZM97 31H98V32H97ZM109 31H111L112 33H110ZM189 31H190V30H189ZM201 31H202V30H201ZM201 31H200L199 33H201ZM205 31H206V29L203 30V32H202V33H203V37H204V35L206 36ZM248 31H247L246 34L249 35V38H250V34H251V37L253 38V37L255 36L256 33H252V32H257L256 36L259 35L261 32H262V33L264 32V26H263V30H262V31L259 29V31H261V32H259V31H257V30H256V31L252 30V32H250V33L248 34ZM22 32H23V33H22ZM29 32H30V33H29ZM36 32H37L38 35L36 34ZM101 32H102V33H105V32H106V33L102 35ZM148 32H149V31H148ZM192 32H194V31H192ZM192 32L190 31V34H191L192 37H193V35H195V34H193ZM235 32H236V31H235ZM242 32H240V33H242ZM28 33H29V34H28ZM124 33H125V34H124ZM127 33H128V32H127ZM175 33H177V32L175 31ZM199 33H196V35L199 34ZM202 33H201V34H202ZM237 33H239V32L237 31ZM1 34H3V35H1ZM23 34H24V35H23ZM39 34H40V36H39ZM100 34H101V35H100ZM109 34H110V37H107L108 39H107L106 41H104V37H105V35L109 36ZM123 34H124L125 36H123ZM162 34H163V35H162ZM190 34H189V36H188V35H187V36H188V37H191ZM201 34H199V35H201ZM213 34H209L208 36L213 35ZM252 34H253V36H252ZM5 35H6V36H5ZM34 35H37V36H34ZM152 35H153V37H152ZM196 35H195V36H196ZM199 35L196 36V37H197V39L200 38V39L198 40L199 43H200V45H203V44H201V43H204V46H205V43H206V45H207L206 47H207V49H209V46L211 45L209 42H210L211 40H213V39H208V40H209V42H208L207 39L205 40L202 36L199 37ZM3 36H4L6 39H8V40H5V39L3 38ZM14 36H16V37H14ZM32 36H33V39H31ZM102 36H103V38H102ZM120 36H122V37H120ZM149 36H150V35H149ZM161 36H160V37H161ZM208 36H206L205 38H209ZM243 36H244V39H247V38H246V37H247L246 35H243ZM245 36H246V37H245ZM256 36H255L253 39L256 38L255 40H256L257 42H256L255 40L253 41V39L250 38L249 41H251V39H252L253 44H250L252 41L249 42L248 44H250V45L252 46V45H255L256 43H257L256 45H258V43H259V46H260V47H261V45H263L262 48H259V49H260V50L264 49V41L262 40L263 43H260V42H261L260 38L257 40L258 36H257V37H256ZM261 36L264 37V33H263V35L260 34V37H261ZM34 37L37 38V39H38L39 37L42 38V39L40 40V45H41L42 47H45V48H48V49H49V48H57V49L59 50V52H60V54H61V64H60V65H61V73L64 75L65 78L69 79V81H70V82H67V84L65 83V85H64V83H63L64 86L61 85V87L63 86L62 88L65 87L64 89H66V88L68 89V90L66 89V91H64V92H67L68 94H66V93H65V94L69 96V95L72 93V91H73V94H71V95H73V97H75L76 94L78 95V93H79V95H81V96H78V97L76 96L75 99H76V98H78V99L80 98V99H81L82 95H87V96H89L88 98H90L91 100H86V99H85V101H91V103H92L91 105H90V104H89V105L87 104V103H90V102H87V103H86V102L83 100L84 97H83L81 100H83L86 104H85L84 102H82V101H79V102H78V101H75L74 98H71V99H70V97H68V96L65 95V96H66V97H65L66 99H64L65 102L63 101L62 104H64V105L67 104V105H66L67 108H66V106H64L63 108H62V106L59 107V108H58L59 110H57V108H55V109L57 110L56 112H55L54 109H53L52 111H51V110H48V112H50V111L53 112V111H54L55 115H52V114H54V113H52V114H51V113H50V114L47 113V111H46L47 108L45 109V107H47V106H46V105H47L46 103H43V104H45V107H44V105L42 104V106L44 107L45 110H44L43 107L39 104V105L41 106V108H40L39 105H38V103H37L36 105H37L38 107H36V109H37V110L39 109V110H38L39 112L37 111V112H38V115H37V112H36V115L34 114V115H35L34 117H32V116H33V115H32L31 117L27 116V118H25L26 112H24V111H25V110L27 111V108H28L29 106H32V104H33V103H31L32 100H33V101H34V100H39V98H41L42 96L46 95L47 92H50V87H49L50 84H47V83H48V82H47L48 80H45V79H48V78H47L48 76H46L47 73H45V72H47V71L45 70L46 68L44 67V69H43V66H42L40 63H38V61H37V63L40 64L41 67H40V65H38V64H37V66H39V67L35 66V65H34V62L32 61V58H31L32 55H30V54L33 53V51H32V50L30 49V47H29V46H30V43H31V42H34L35 40H37V39H35ZM165 37H166V38H165ZM188 37H187V39H189ZM214 37H210V38H214ZM262 37H261V38H262ZM9 38H10V39H9ZM122 38H124L123 40H125V41H123ZM126 38H127V37H126ZM164 38H165L166 40H165ZM194 38H195V37H194ZM194 38L191 39V40H193V41H190V42H192L191 44L194 45L193 47H195L196 42H197V41H194ZM201 38L203 39V41H202ZM170 39H171V40H170ZM177 39H178V38H177ZM177 39H176V40H177ZM263 39H264V38H263ZM28 40H29V41L31 40V41L29 42ZM178 40H179V39H178ZM178 40H177L176 42H178ZM189 40H190V39H189ZM204 40H205V42H204ZM242 40H243V39H242ZM6 41H7V42H6ZM102 41H104V42H103L104 45H102ZM113 41H114V42H113ZM121 41H122L123 43H122ZM186 41L188 42V40H186ZM200 41H202V42H200ZM243 41L246 42L247 40H243ZM258 41H260V42H258ZM105 42H107L106 45H105ZM126 42H127V43H126ZM153 42H155V43H153ZM190 42H189V46H190L191 48L189 47L190 49H188V50H189V51L191 50V51L193 52L194 50H193V47L190 45ZM193 42H194V43H193ZM245 42H244V43H245ZM254 42H256V43H254ZM28 43H29V44H28ZM118 43H119V44H118ZM120 43H121V44H120ZM178 43H179V42H178ZM178 43H177V44H178ZM197 43H198V42H197ZM207 43H209V44H207ZM139 44H141L142 47L138 46ZM151 44H150V45H151ZM155 44H157V45H155ZM177 44H176V45H173V46L175 47V49H174V50H175V51H174V54H175V52L178 51V50L181 51V50L178 48V46H179V47L181 46V43H180V45H179V44L177 45ZM248 44L245 43L244 45L246 46V45H248ZM108 45H109V46H108ZM110 45H111V46H110ZM116 45H118V46L116 47ZM124 45H126V46H124ZM129 45H131V46H129ZM162 45H163V46H162ZM169 45H168V46H169ZM198 45H199V44H197L196 46H198ZM200 45H199V47H197L198 49L200 48ZM208 45H209V46H208ZM228 45H229V44H228ZM250 45H249V46H250ZM256 45H255V48L257 47L256 49H258L259 46H256ZM102 46H103V47H102ZM104 46H105V48H104ZM112 46H113V48H112ZM114 46H115V47H114ZM123 46H124V47H123ZM127 46H128V47H131L132 49H131V48L128 49ZM161 46H162V47H161ZM173 46H172V47H173ZM176 46H177V50H176ZM204 46H203V47H204ZM249 46H248V47H249ZM106 47H108V48H106ZM121 47H122V49H121ZM135 47H136L137 49H135ZM174 47H173V48H174ZM210 47H211V46H210ZM229 47H232V46H229ZM229 47L226 46V47L224 48V49L226 50V52L224 51V53H222V54H223V55H224V54H227V53H228L227 50H230V49H231V50H230V51H231V54H230V51H229L228 54H230L231 57H232V52H234V51H232L233 48L228 49ZM252 47H254V46H252ZM252 47H251V48L249 47V49H252V52H253V51H255V48H254V50H253ZM103 48L105 49L104 51H103ZM118 48H119V49H118ZM201 48H202V46H201ZM201 48H200V49H201ZM204 48H205V47H204ZM243 48H244V47H243ZM243 48H242V49H243ZM246 48H247V46H246ZM246 48H244V50L237 49V53L240 52L239 50H241V52L244 51L243 54L241 53V55L243 56V55L245 54V52H246V50H245ZM106 49H107V51H106ZM111 49H112V50H111ZM116 49H117V50H116ZM130 49H131V50H130ZM140 49H141V50L143 49V50L141 51ZM147 49H148V50H147ZM167 49H168V48H167ZM186 49H187V47H186ZM198 49L195 48L196 52H197ZM202 49H203V48H202ZM202 49H201V50H202ZM207 49H205V50L207 51ZM224 49H223V50H224ZM247 49H248V48H247ZM249 49H248V52H249ZM119 50H120V52H119ZM123 50H124L125 52H127L126 55H125V52H124ZM134 50H135V51H134ZM157 50H158V51H157ZM188 50H185V51L188 52ZM31 51H32V52H31ZM109 51H112V52L114 51V52H113L114 54L111 53V52L108 53ZM138 51H139L140 53H142L143 56H142ZM144 51H146V52H144ZM179 51L177 52V55H178V53H179V55H180L181 52H182V51H181V52H179ZM185 51H183V52H182V55H180V56H183V55L185 56V55H187V57H188V55H190V54H189L190 52H189L188 54H187V52H186V54H183ZM199 51H200V50H199ZM235 51H236V50H235ZM28 52H29V54H28ZM105 52L108 53V54H105ZM192 52H191V54H194V53H195V52H194V53H192ZM201 52H202V51H201ZM204 52H205V51L203 50V53H204ZM250 52H251V50H250ZM250 52H249V53L246 52L248 56L246 57V54H245V58H244V56L240 58V54H239V57H236L235 59H237V58H240V59H239V60L237 59L236 61H238V62H237V63L235 62V63L238 64L239 61H241L242 58H244V59L247 58L246 61H247V62H248V61L251 62V59H252L254 56H258V55H255V54H254V55H252V57H251V54H252V53H250ZM258 52H259V56H261V55L263 56V55H264V53H261L259 50L256 51V54H257ZM262 52H263V51H262ZM118 53L120 54V56H118ZM130 53H131V54H130ZM136 53H138V54H136ZM144 53H146V56H144ZM152 53H156V55L153 56ZM160 53H161V52H160ZM203 53H202V54H203ZM234 53H236V52H234ZM234 53H233V54H234ZM253 53H255V52H253ZM121 54H122V55H125V56H122ZM228 54H227V55H228ZM260 54H261V55H260ZM28 55H29V56H28ZM106 55H108V56H106ZM115 55H116V56H115ZM138 55H139V56H138ZM151 55L153 56V58L151 57ZM159 55H163V54L161 53V54H159ZM196 55H197V54H196ZM223 55H221L222 57H224V58H222V61H223L225 58H226V59L228 58V56H225V55L223 56ZM234 55H235V54H234ZM234 55H233V57H235ZM111 56H112V57H111ZM133 56H134V57H133ZM190 56L193 57V55H190ZM249 56L251 57V59L248 58ZM262 56H261V57H254V58L256 59V61L259 60V59L257 60V58H260V59L263 60ZM115 57H116V58H115ZM137 57H138V58H139V57H142V60H141V58L138 59ZM150 57H151L152 60L154 59L153 62H151L152 60L149 59ZM161 57H162L163 59L160 60V62H161V61H162V62H163V61L165 62L166 60L164 59V57H163V56H161ZM229 57H230V56H229ZM233 57H232L231 59L228 58V61H227V60L225 61L227 67H226V65H224L225 63L223 62V63H224L223 66H224V67H223V66H221V67L219 66V70H218V68H216V69H217L221 74H224V72H226L225 68L227 69V68H228V65H230V64L233 65L234 62L232 63V62L229 61V60H232ZM263 57H264V56H263ZM29 58H31V60H30ZM220 58H221V57H220ZM220 58H219V59H220ZM254 58H253V60H254ZM110 59H108V60H109L108 62H110ZM148 59H149V60H148ZM235 59H233V60H235ZM233 60H232V61H233ZM253 60H252L251 64L253 63V64L256 66V65L258 64V62H255V60H254V61H253ZM262 60H261V61H262ZM66 61H67V62H66ZM122 61L120 62L121 65L124 64ZM128 61H127V62H128ZM141 61H142V62H141ZM148 61H150V63H149ZM246 61H245V63H247ZM259 61H260V60H259ZM261 61H260V62H261ZM139 62H140V63H139ZM162 62H161L160 67L162 66ZM228 62H230V64H227ZM241 62L243 63V65L245 64V63L243 62V59H242ZM32 63H33V64H32ZM111 63H110L109 68L111 67ZM120 63H119V64H120ZM122 63H123V64H122ZM155 63H156V62H155ZM235 63H234V66H236ZM242 63H239V64H242ZM255 63H256V64H255ZM35 64H36V63H35ZM86 64H89V65L92 64V65L97 66V68H98L97 71H98V72L94 73L96 76H95V75L92 76L91 73H90V74H88V73H84L83 68H84V66H85ZM157 64H154V67L159 66V65H157ZM248 64H249V63H248ZM253 64H252V65H253ZM124 65H126V64H124ZM124 65H123V68L125 67ZM130 65H133V64H130ZM136 65H134V66L137 67ZM155 65H157V66H155ZM167 65L170 66L168 63H167V64L164 63V65H163L164 67H163V66L161 67V70H162V71L160 70V71H161L160 73H161V74H164L163 77H165V75L169 73V72H167V71H170V69L168 68ZM249 65H250V64H249ZM252 65H251V67L253 68ZM128 66H129V65H128ZM134 66H133V67H134ZM144 66H146V65H144ZM151 66H152V65H151ZM192 66H194V65L192 64ZM234 66H233V67L231 66V69L234 68L233 70H235V71H237L236 68H241V67H242V65H241V67H240V65H238L239 67H238V66L234 67ZM244 66H245V65H244ZM244 66H243V67H244ZM255 66H254V67H255ZM107 67H108V66H107ZM147 67H149L148 69H149L150 72H151V69H152V68L150 67V65L147 66ZM165 67H166V68H165ZM203 67H204V66L199 67V68H203ZM207 67H208V66H207ZM222 67H223V68H222ZM256 67H257V66H256ZM163 68L165 69V71L168 69V70L166 71L167 73L163 71V70H164ZM194 68H195V67H194ZM194 68H192L193 71L190 69V70H191L190 72H191V73H192V72L194 73V72L196 71V74H195V75H198V71H197V68H198V67H196V70H195ZM199 68H198V69H199ZM204 68H205V67H204ZM204 68H203V70H205ZM221 68L224 69L223 72H221V71H222ZM229 68H230V67H229ZM229 68H228V69H229ZM244 68H247V66L244 67ZM248 68H249V67H248ZM208 69H209V68H208ZM214 69H215V68H214ZM250 69H251V68H249V69H247V70L249 71ZM253 69H256V68H253ZM42 70H43V71L45 70V71L43 72ZM111 70H112V69H111ZM146 70H147V68H146ZM149 70H148V72H149ZM194 70H195V71H194ZM200 70H202V69H199V71H200ZM203 70H202V71H203ZM209 70H210V69H209ZM212 70H213V69H212ZM212 70H211V71H212ZM217 70H216V71H217ZM259 70H260V69H259ZM211 71H209L208 73H210ZM218 71H217V73H215V71L213 72V73H215L216 75H214L213 73H211L212 76H213V75H214V76H217L218 74H220ZM229 71H230V72H233L232 70L229 69V70H227V73H228ZM240 71H242V70L240 69V70L238 71V73H239ZM250 71H251V70H250ZM150 72H149V73H150ZM162 72H163V73H162ZM203 72H204V71H203ZM206 72H207V68H206V70H205V73H206ZM243 72H244V71H243ZM245 72H246V71H245ZM245 72H244V74H245ZM152 73H153V72H152ZM179 73H181V72H179ZM208 73H207V75L210 76ZM241 73H242V72H241ZM246 73H247V72H246ZM248 73H249V72H248ZM262 73H263V71H262ZM45 74H46V75H45ZM92 74H93V73H92ZM134 74H135V76H136V73H134ZM134 74H133V75H134ZM169 74H170V73H169ZM169 74H168V75H169ZM221 74H220V75H221ZM244 74H243V75H244ZM192 75H193V74H192ZM195 75H193V76H195ZM226 75H228V76H226ZM226 75H225L224 77L221 75V76L224 78V80H223V79L220 80V78H222V77L218 76V78L220 77L219 80H220V81H223V83H224V82L226 81V80H225L226 77H227L226 79H230L229 77H230L231 74L228 73V74H226ZM45 76H46V77H45ZM94 76H95L96 78H95ZM160 76H162V75H160ZM160 76L158 77V78H159V81H161ZM193 76H192V79H193V81L195 82V80L198 79V77H197V78L195 77L196 79L194 80V77H193ZM44 77H45V78H44ZM163 77H161V78H163ZM58 78H59V77H58ZM75 78H76V79H75ZM209 78H210V77H209ZM216 78H217V77H216ZM218 78H217V80H218ZM207 79H208V77H207ZM16 81H17V82H16ZM112 81L114 82V80H112ZM112 81H110V82L112 83ZM220 81H216L217 84H219ZM45 82H47V83H45ZM52 82H54V81H52ZM110 82H108L109 85H111ZM196 82H198V80H196ZM218 82H219V83H218ZM44 83H45V84H44ZM54 83H55V82H54ZM204 83H206V82L204 81ZM46 84H47V85H46ZM56 84H57V83H55V84L53 85V83H52V84L50 85V86H51V90H52V89H55ZM112 84H114V83H112ZM199 84H200V83H199ZM199 84H197V85H199ZM44 85H46V86L44 87ZM52 85H53L54 87H52ZM220 85L222 86V82H221ZM220 85H219V86H220ZM39 86H40V87H39ZM47 86H48L49 89L46 88ZM59 86H60V85H59ZM66 86H67V87H66ZM82 86H83V87H82ZM91 86H90V87H91ZM199 86H200V85H199ZM201 86H202V84H201ZM201 86H200V87L195 86L196 88H197V87L199 88V90L197 89V92L200 91ZM214 86H215V85H214ZM216 86H217V85H216ZM219 86H218V87H219ZM223 86H224V85H223ZM223 86H222V88L225 89ZM56 87H57V86H56ZM95 87H94V88H95ZM100 87H101V88H100ZM18 88H19V89H18ZM74 88H76V89H78V90H76V89H74ZM82 88H83L84 90H82ZM104 88H105V87H104ZM104 88H103V89H104ZM196 88H194V89L196 90ZM202 88H203V87H202ZM216 88H217V87H216ZM216 88L214 87V88L212 89V90H214L212 93H211L212 90L210 91V93H209V91H207L208 94L210 95V94H214V92H217V90H219V89L217 88V90H215ZM219 88H220V87H219ZM45 89H46V90H45ZM64 89H63V90H64ZM69 89H71V90H69ZM73 89H74V90H73ZM109 89H110V88H109ZM114 89H115V88H114ZM39 90H40V91H39ZM43 90H45V91H43ZM48 90H49V91H48ZM91 90H92V92H91ZM104 90H105V89H104ZM104 90H102V91L104 92ZM202 90H203V89H201V92H200V93H202ZM206 90H208V89H206ZM221 90H222V89H221ZM8 91H9V92H8ZM38 91H39V92H38ZM74 91H76V92L74 93ZM85 91H87V89H86ZM85 91H84V92H85ZM106 91H107V90H106ZM106 91H105V92H106ZM112 91H113V90H112ZM204 91H205V89L203 90V93H202V94H204ZM205 92H206V91H205ZM207 92L205 93V94H206V97H204L205 94L202 95L204 99L207 98ZM218 92L220 93V91H218ZM218 92L215 93L216 95H214V97H215V96L218 97V95H219V97L221 96ZM222 92H224V90H222ZM222 92H221V94H224V93H222ZM98 93H99V92H98ZM96 94H97V92H96ZM71 95H70V96H71ZM186 95H187L186 93L183 94V96L181 95V96L178 98V99H179L178 102H179V103H183V102H185L184 99L187 98ZM24 96H26V97H24ZM87 96H86L85 98H87ZM97 96L95 95V96H93V98H94V97H97ZM128 96H131V95L128 94ZM23 97H24L25 99H24ZM27 97H28V100H31V101L28 102V100H26ZM71 97H72V96H71ZM212 97H213V96H212ZM212 97H211V99H212ZM214 97H213V99H214ZM217 97H216V98H217ZM21 98H22V99H21ZM37 98H38V99H37ZM129 98H130V97H129ZM182 98H183V99H182ZM208 98H209V96H208ZM1 99H3L4 102H3V100L1 101ZM19 99H20V102H19ZM42 99L44 100V97L41 98L40 100H42ZM121 99H122V98H121ZM123 99H124V98H123ZM123 99L121 100L122 102H123ZM223 99H224V98H223ZM73 100H74V101H73ZM119 100H120V98H119ZM124 100H126V99H124ZM207 100H208V99H206V102H207ZM22 101H23V102H22ZM24 101H26V102H24ZM71 101H72V104H73V105L71 104ZM107 101H106V102L104 101L106 104H105V103H103V104H104V106L108 104L107 107H109L110 104H109V102H107ZM121 101H120V103H121ZM208 101H209V100H208ZM224 101H225V99H224ZM75 102H77L78 104H77V103L74 104ZM125 102H126V101H125ZM127 102H128V101H127ZM173 102H174V101H173ZM204 102H205V100H204ZM16 103H19V104H16ZM24 103H25V104H24ZM28 103H29V104H28ZM69 103H70V105H69ZM79 103H80V105H81V103H83V104L86 105V106L88 105L87 108L92 110V111L90 110V111H91L90 114L87 113L89 116H87V114H86V112H87V108H85L86 106H84V105L82 104L83 107H84L83 109H85V110H81L82 108L80 109V107H82V106H80ZM176 103H177V102H176ZM93 104H94V106H96V108L93 106ZM123 104H124V103H123ZM125 104H126V103H125ZM125 104H124V105H125ZM225 104H226V103H225ZM20 105H22V106H20ZM26 105H27L28 107H27ZM74 105H76V109H77V110L79 109V110L83 111L84 114H83V112H81V111H80V112L76 111L75 107H73L74 110L72 109V111H73L74 113H72V111H71V107L74 106ZM127 105H128V104H127ZM17 106H18V107H17ZM25 106L27 107L26 109L24 108ZM92 106H93V108H92ZM104 106H103L102 108H105ZM125 106H126V105H125ZM172 106H173V105H172ZM68 107H69V109H68ZM77 107H79V108H77ZM126 107H127V106H126ZM15 108H16V109H15ZM60 108H62V110H61ZM64 108H65V109H64ZM94 108H95V109H94ZM102 108H100V110H101ZM121 108H122V107L119 108V109H120V112H121V111L123 112V113H120L121 115L118 113V112H119V109H118V110H115V112H117V114H119L120 116H122L123 114H125V113H124V112H125L124 107H123L122 110H121ZM172 108H173V107H172ZM18 109H19V110H18ZM23 109H24V110H23ZM42 109H43L44 112L42 111ZM63 109H64V110H63ZM66 109L69 110L70 112L67 111L66 113H64ZM98 109H99V108H98ZM110 109H112V106H111V105H110ZM116 109H117V108H116ZM21 110H22V111H21ZM40 110H41V111H40ZM60 110H61V111H60ZM93 110H94V111H93ZM102 110H103V109H102ZM102 110H101V111H102ZM1 111H2V112H1ZM58 111H59V112H58ZM62 111H64V112L62 113ZM170 111H171V110H170ZM23 112H24V113H23ZM40 112H42V113H43L42 115H45V116H46V113L49 114V115H51V116H46V117H48V120H47V119H46V120H47V122H48L49 120H51L52 123H51V122L46 123V122L44 121L45 119L43 120V118H45L44 116L41 118L43 121L40 122L39 119H38V116H39V118L41 117V116H40V114H41ZM45 112H46V113H45ZM57 112H58V113H57ZM76 112L79 113V114H77ZM88 112H89V111H88ZM96 112H97V111H96ZM12 113H13V114H12ZM56 113L58 114V116H60V115H61V116L58 117V116L56 115ZM59 113H60V114H59ZM67 113H68L70 116H68ZM70 113H71V114H70ZM98 113H99V112H98ZM98 113H97V114H98ZM126 113H127V112H126ZM137 113H138V115H136ZM137 113L135 114V116H134V115H133V116H134V117L138 116V118H139V117L141 116V115H139L140 112H137ZM172 113H173V110H172ZM172 113H171L170 118L172 117ZM10 114H11V115H10ZM22 114H23V115H22ZM62 114H63V115H62ZM73 114H74V115L77 114L78 116H74ZM80 114H82V115L80 116ZM99 114H100V113H99ZM99 114H98V116H99ZM141 114H142V113H141ZM168 114L170 115V113H168ZM72 115H73V117H71ZM169 115H168V116H169ZM52 116H54V117L56 118L55 121L53 120L54 117H52ZM63 116H64V117H63ZM66 116H67V117H66ZM95 116H96V115H95ZM126 116H128V113H127V115L122 116L123 118H126V120H127L126 122H130L129 120H130V119H133V117L131 118L130 115H129L130 118H128V119H129V120H128ZM131 116H132V114H131ZM164 116H167V115L164 114L163 117H164ZM168 116H167V118L164 117V120H165V119L168 120V119H169ZM28 117H29V118H28ZM36 117H37V118H36ZM49 117H51L52 119H51V118L49 119ZM69 117H70V118H69ZM75 117H77V118H75ZM79 117H81V118H79ZM92 117H93V116H92ZM21 118H22V120L24 119L25 122L27 121L28 123H24V120H23V124H21L22 122H20V124H18V121H20ZM32 118H33V120L38 119L39 123H38V121H35V123H33L34 121L32 122V120H30V119H32ZM123 118H122L121 120H123ZM138 118H136V120H137ZM27 119H28V120H27ZM41 119H40V120H41ZM64 119H65V120H64ZM68 119H69V120H68ZM72 119H73V120H72ZM74 119H75V120H74ZM78 119H77V120H78ZM86 119H84V120H86ZM134 119H135V118H134ZM263 119H264V118H262V120H263ZM22 120H21V121H22ZM52 120H53V121H52ZM66 120H67V121H66ZM77 120H76L75 122H77ZM88 120H90V119H88ZM124 120H125V119H124ZM124 120H123V121H124ZM16 121H17V124H18L19 127L16 126ZM29 121L31 122L30 124H29ZM68 121H69V122H68ZM79 121H78V122H79ZM131 121H132V120H131ZM133 121H134V120H133ZM133 121H132L130 124L134 123ZM43 122H45V123H43ZM75 122L73 123L74 126H75V124H77V123H75ZM82 122H83V121H82ZM82 122L80 121L79 124L83 125L84 123H86V122H88V121H86V122L84 121L83 124H82ZM126 122H125V123H126ZM36 123H38V124H40V123L42 124V123H43L42 125L47 124V125H46V128H42V130L44 129L43 132H42V130L40 129V127H44L45 125L39 127V125L36 124ZM69 123H70V124H69ZM1 124H0V125H1ZM24 124H25V125L28 124V125H27L28 127L25 126ZM33 124L38 125V127H39L38 130H41L42 134L40 133V131H37V130L34 131V130H35L36 128H38V127H36V125L34 126ZM48 124H50L49 126H50L51 128L48 126ZM128 124H129V123H127L126 125H128ZM130 124H129V125H130ZM255 124H256V123H255ZM255 124H254V127H258V124H256V125H255ZM22 125H24L23 127H25V128H23V127L21 128ZM30 125L33 126V127H30ZM64 125H65V126H64ZM67 125H69V126H67ZM73 125H71V126H73ZM81 125H80V126H81ZM122 125H123V124H122ZM132 125H133V124H132ZM137 125H139V124H137ZM47 126H48V127H47ZM52 126H53V127H52ZM66 126L69 128L68 131H67V127H66ZM77 126L80 127L79 125H77ZM77 126H76V127H77ZM102 126H103V125H102ZM134 126H136V124H135ZM0 127H1V126H0ZM26 127H27V129H26ZM35 127H36V128H35ZM65 127H66V129H65ZM78 127H77V128H78ZM18 128H21V129H22V132H23V129H24V132H26L25 130H27L26 133H28V131L32 128V131H31V132H34V134H35V132H39V135H38V133H36L38 136H37V135H34V134L32 133V134L34 135V136H33V135H31V133H30V131H29V133H28L29 135H28V134L25 135V136H28V137H27L28 139H27V138L24 136V133H23V135L21 134V133H22V132H20L21 129H20V131H18ZM33 128H34V129H33ZM55 128H56V129L58 128V129L56 130ZM72 128L75 129V127H71V131H73ZM54 130H55V131H54ZM45 131H46V132H45ZM52 131H53V132H52ZM56 131H58V132H56ZM59 131H60V132L64 131V132H62L63 136L61 135V133H60ZM65 131H67V132H65ZM18 132H20V135H19L20 140H21V135H22L23 139L26 138V139H24V141L26 140V141H25L26 143H24L23 140L21 141L22 144L19 143V142H20V141L18 140L19 138H17V137H18V136H17ZM46 133H47V134H46ZM56 133H57V134H56ZM58 133H59V134H58ZM40 134H41L42 136H41ZM49 134H50V135H49ZM54 135H55V136H54ZM29 136H31L32 138L29 137ZM49 136H50V137H49ZM61 136H62L63 138H62ZM116 136H117V135H116ZM116 136H115V137H116ZM15 137H16L17 139H15ZM37 137H38V138H37ZM47 137L49 138V140L51 139L52 144H53L52 147H50L49 143H50L51 141L49 142V140H48ZM34 138H35V139H34ZM39 138H40V139H39ZM65 138H66V137H65ZM33 139H34V140H33ZM37 139H38V140H37ZM46 139L48 140L47 142H49V143H48L49 147H45V146L47 145V143H46V145H45L44 143H45L46 141L44 142V140H46ZM52 139H53V140H52ZM16 140H17V141H16ZM35 140H36V142H34ZM27 141H29V142H27ZM30 141H31V142H30ZM32 141H33V142H32ZM58 141H56V147H57L58 144H59V143L57 144ZM238 141H239V140H238ZM238 141H236V142H238ZM54 142H55V141H54ZM62 142H63V141H62ZM62 142H60V145H61ZM17 143H18L19 145H18ZM27 143H28V144H27ZM32 143H33V144H32ZM24 144H25V145H24ZM26 144H27V145H26ZM30 144H31V145H30ZM52 144H51V145H52ZM17 145H18L19 147H18ZM20 145H21V147H20ZM32 145H33V146H32ZM48 145H47V146H48ZM23 147H24V148H23ZM260 148H261L262 150H261ZM260 148L257 149L258 151H255V152H257V153L254 152L256 155H254L253 152H249V153H246V154H245L244 159H245V161H246L245 163H246L247 165H246V164L243 165V172H242V170L240 171V169H242V168H239V170H236V173H237V174H238V171H239V173H240V172L243 173L242 176L244 177V179H242L243 177H242V178L240 177L241 180H243V186H242V187L245 188V186H247V187H246L247 190L245 189V190H243V191H247V192H245V193H247V194L249 193L248 195L251 194L250 192H254V191H255L254 189H256V188L259 186V185L257 184L258 186L255 187V186H256L255 184L258 183V180H261V179H262V181L264 182V176H262V175H264V165H263V161H260V160L258 159V158H259L258 156H260L259 154H262V153L264 152V142L261 144ZM42 149H43V151H42ZM48 149H49V150H48ZM53 149H54V151H55V147H53ZM45 150H46V151H45ZM259 150H260V151H259ZM41 151H42L43 153H42ZM106 151H107V149H105L104 155L108 152V151H107V152H106ZM142 151H143V150H142ZM144 151H146V149H144ZM40 152H41V154H39ZM44 152H45V153H44ZM49 153H48V155H49ZM144 153H146V152H142V154H141V158H142V155H143ZM147 153H148V152H147ZM228 153L231 154V151L228 152ZM257 154H258V155H257ZM35 155H37L38 158H37ZM144 155H146V154H144ZM144 155H143V156H144ZM148 155H149V154H148ZM33 156H35V158H33ZM41 156H42V157H41ZM30 157H32V159H31ZM39 157H40V158H39ZM145 157H147V156H145ZM148 157H149V158H153V155H152V157H151V155H149ZM251 157H252L253 159H252ZM257 157H258V158H257ZM1 158H2V160H1ZM28 158H29V159H28ZM4 159H6V160H4ZM25 159H26V160L28 159V162H29V163H28ZM33 159H36V161H34ZM38 159H39L40 161H39ZM44 159H46V158H43V160H44ZM146 159H147V158H146ZM249 159H250V161H249ZM251 159L254 160V161H252ZM256 159H257L258 162L255 161ZM30 160H31V162H30ZM37 160H38V162H37ZM32 162H35V163L31 164ZM39 162H40V163H39ZM41 162H42V163H41ZM250 162H251V164H253V166H252L253 168H254V166L256 167V168H255L256 170L253 169V168L251 167ZM252 162H253V163H252ZM256 162H257V163H256ZM21 163H22L23 165H22ZM36 163H37L38 165H37ZM258 163H260V164H258ZM16 164H17V165H16ZM20 164H21V165H20ZM25 164H27V166H26ZM28 164H29V165H28ZM31 165H32V166L34 165V166H36V167H33V169H32V166H31ZM39 165H40V166H39ZM41 165H42V166H41ZM256 165H257V166H256ZM24 166H25L26 168H23ZM28 166H29V167H28ZM114 166L117 167V165H114ZM114 166H113V167L110 166L111 168H113L112 170H114ZM244 166H245V167H244ZM246 166H247V167H246ZM20 167H21V168H20ZM30 167H31V170H26L27 168L30 169ZM37 167H38V168H37ZM116 167H115V168H116ZM36 168H37V170H36ZM20 169H22V170L25 169L26 172H25V171H22V172H21ZM252 169H253V170H252ZM14 170H15V171H14ZM19 170H20V171H19ZM41 170H42V169H41ZM116 170H118V167L115 169L114 172H112L111 170H108V171H109V172H112V173L115 175V174L118 173V171H117V173H116ZM246 170H247V171H246ZM27 171H28V172H27ZM42 171H44V170H42ZM42 171H41V172H42ZM45 171H46V170H45ZM244 171H245V172H244ZM253 171H254V172H253ZM20 172H21V173H20ZM41 172H40V173H41ZM109 172H108V173H109ZM247 172H248V173H247ZM42 173H43V172H42ZM253 173H254V174H253ZM255 173H256V174H255ZM14 174H15V175H14ZM30 174H31V173H30ZM258 174H259L260 176H262V177H260ZM109 175H111V177L114 176V175L112 176L111 173H109L108 176H109ZM248 175H249V176H248ZM108 176H107V179L104 180V181H106V182L108 181V178H109ZM142 176H143V175H142ZM168 176H169V175H168ZM168 176H167V178H168ZM239 176H241V174H239ZM246 176H248V177H246ZM256 176L258 177V180H257V181H255V178L257 179ZM111 177H110V178H111ZM140 177H141V176H140ZM245 177H246V178H245ZM251 177H252V178H251ZM10 178H11V179H10ZM16 178H17V179H16ZM21 178H19V177H17V176L15 177L16 180H20ZM143 178H144V176H143ZM148 178H149V177H148ZM167 178H166V179H167ZM249 178H250V179H249ZM260 178H261V179H260ZM139 179H140V178H139ZM169 179L172 180V177L169 178ZM174 179H176V178H174ZM174 179L172 180L173 182H174ZM148 180H149V179H148ZM150 180L153 181L152 179H150ZM150 180H149L148 183L146 184V187H147V185H148V187H149V184H150V183L153 184V182H150ZM245 180H246V181H245ZM143 181H144V179H143ZM167 181H168V179H167ZM262 181H259L260 186H259V188L256 189L257 191H259V194L257 195V196H259V197L256 196L257 192L252 193V195L255 194V196H256L259 200H258L255 196H250V198H249L248 195H247V194L245 195V193L243 192L244 194H240V196L238 197V198H240L238 202L240 203V200L242 201V204H241V203H240V204H239V203L237 204L238 207H237V206L235 207V206H234L235 204L231 201V200H234L231 194L233 193V196L235 195V194H234L235 189H231V187L234 186V185H232L231 181H230V182L228 181V183L231 184V187H230V185L227 184V186L230 187L229 189H231V190L233 191L231 194H227V195H231V198H230V196H228L230 199H229L228 197H227V198L225 197V196H226V193L229 192V191H228V192L226 191L228 187L226 188V185H223V186H222V187L224 188V190H225V188H226V190H225L226 192H225V193L223 192V193L225 194V196H224V194H222L221 196H224V198L229 199V201H230L231 203H233V207H232V209H233V208H236V209L233 211L234 214L231 212L234 216H233L232 214L229 215L228 219L230 218V220L227 219L228 221H226V223H224L225 225H227V224H229V225H233V226H231V227H232L231 230H235V232L232 231V234H231V231H229L231 227H229V229L227 228V230L229 231V232H228V231L225 230L226 227L223 228V227H220V226H219V227L216 226V227H217L218 229H220V230H221V229H223V231L225 230V232L222 234V236H224L225 233H229L230 235L236 236V237H234V238H235V239L237 238V240H238V239H239L238 236L241 235V237L243 236V238L247 239L248 241H249V240L251 241L252 239L255 238V236H256V232L259 231L260 229H261V233H264V228H261L262 225H263V221H260L259 219H257V218H258V217H257L258 214L262 212V211H261L262 209H264V189H262V188H264V183H260V182H262ZM140 182H141V181H140ZM144 182H147V180L144 181ZM144 182H141V184H140L141 186L139 185V187H142V185H143ZM149 182H150V183H149ZM169 182H170V180H169ZM169 182H168V183H169ZM173 182H172V183H171V182L169 183V185L171 184L170 186H168V184H167V187H166V188H168V190H169L170 187L172 188V187H174V186L176 185V182H175L174 184H173ZM200 182H201V181H200ZM244 182H245V184H244ZM255 182H256V183H255ZM200 184H201V183H200ZM150 185H151V184H150ZM172 185H174V186H172ZM241 185H242V183H241ZM244 185H245V186H244ZM254 185H255V186H254ZM261 185H262V186H261ZM143 186H144V185H143ZM151 186H152V185H151ZM252 186L255 187V188L253 189ZM135 187H137V186H135ZM216 187H217V186H216ZM216 187L214 186V188H216ZM220 187H221V185H220ZM220 187H219V188H220ZM222 187H221V188H222ZM248 187H251L250 190L252 189V191L248 190V189H249ZM142 188H143V187H142ZM142 188H141V189H142ZM149 188H150V187H149ZM149 188H147V190H148ZM151 188H152V187H151ZM166 188H165V189H166ZM171 188H170V189H171ZM175 188H176L177 190H176ZM233 188H235V187H233ZM136 189H137V188H136ZM139 189H140V188H139ZM139 189H137V190H139ZM153 189H154V188H152V189L150 190L151 192H148L149 190L146 191V193L148 192V194H150L151 199H153V197L156 196V195H153V194L151 195V193H154V190H153ZM163 189H164V188H163ZM165 189H164V192L166 191ZM174 189H175V191H178V190H179L178 187H176V186L174 187ZM229 189H228V190H229ZM261 189H262V190H261ZM137 190H136V192H137ZM144 190H146V189H144ZM168 190H167V191H168ZM215 190H216V189H215ZM215 190H214V191H215ZM152 191H153V192H152ZM161 191H162V189H161ZM169 191H170V190H169ZM169 191H168V193H170L171 195H173V194L171 193L173 190L171 189V191H170V192H169ZM122 192H123V191H122ZM139 192H140V193H139ZM141 192H142V190H140V191L137 192V193H139L138 196L141 195ZM164 192H163V198H162L161 195H159L160 198H159V196L156 197V198L160 199V201H161L160 204H159V200H158V204H157L158 206H157V207H158L159 209H156V210H155V208H153V207L156 206L154 203H157V202H155V201H157V200L154 198V199H155V201H153L154 203L150 202L151 204H154V206L151 205L152 208H150V206H149L150 204H149V205H148V206H149V209L147 208L148 206L146 207V209H148L147 211H149V210H155V212H154V211H153V212L156 213L157 210L159 211V210L162 209L161 212H160V211H159V212L162 213V214H164V215H167V214L169 215L170 213H172V212H171L172 210H170V211L167 210L163 205H165V202H166V204L168 203V205H169V201H170V200H169V199H170L169 196H170L171 198L174 197V196H171V195L168 194L167 192H165V193L167 194V195H165ZM120 193H121V190H120ZM120 193H119V195H116V199L118 198V202L122 203V202H124V201L126 200L125 198H127V196H125L123 193H121V194H120ZM143 193H144V192H143ZM143 193H142V194H143ZM160 193H161V192H160ZM175 193H176V192H175ZM175 193H174V194H175ZM241 193H242V192H241ZM148 194H147V195H148ZM155 194H156V193H155ZM96 195H98V194H96ZM96 195H95L94 197H97ZM120 195H122L121 197L124 198L125 200H123L121 197H118V196H120ZM243 195H244V197L246 196V197H245L246 199L243 198ZM123 196H125V197H123ZM136 196H137V195H136ZM136 196H135V198H136ZM138 196H137L138 199H139L141 196L143 197V195H141L140 197H138ZM148 196H149V195H148ZM152 196H153V197H152ZM166 196H168V197H167L168 200H167ZM241 196H242L243 200L241 199ZM99 197H100V195H99ZM114 197H115V196H114ZM114 197H113V198H114ZM129 197H131V196H129ZM164 197H165V198H164ZM253 197L255 198V200H254ZM92 198H93V196H92ZM97 198H98V197H97ZM97 198H96V200H97ZM113 198H112V200H114ZM133 198H134V197H133ZM137 198H136V199H137ZM222 198H223V197H222ZM224 198H223V199H224ZM238 198H236V199H238ZM247 198H249V200L252 198V201H246V202H245L244 200H248ZM94 199H95V198H94ZM94 199H92V201H91L92 203L90 202L91 204H94V203H93V202H94ZM121 199L123 200L122 202L120 201ZM130 199H131V198H130ZM130 199L127 198V200H129V202H130ZM136 199H135V200H136ZM138 199H137V200H138ZM143 199H144V200H143ZM148 199H149V198H148ZM148 199H147V201H148ZM161 199H162V200H163V199H166L167 201L164 200V201L162 202ZM226 199H225V201H227ZM256 199H257V200H256ZM96 200H95V201H96ZM98 200H100V199H98ZM112 200H111V201H112ZM132 200H133V199H132ZM132 200H131V201H132ZM140 200H142V201H141V202L139 201L140 203L138 202L139 205H140L141 203L143 204V202L146 201V197H144V198H142V199L140 198ZM149 200H150V199H149ZM172 200H173V202L175 203V201H174L173 198L171 199V201H172ZM175 200H177V199H175ZM192 200H193V199H192ZM203 200H204V197H203ZM108 201H110V200H108ZM111 201H110V202H111ZM147 201L144 202V203H147V204H148L149 202H147ZM171 201H170V202H171ZM229 201H227V204L229 203ZM253 201H254V202H253ZM3 202H4L3 198L0 199V205L3 204ZM97 202H98V201H97ZM97 202L94 204V205H97L96 208H98V207H99L98 205L100 204V203H97ZM112 202L115 203L114 201H112ZM112 202H111V203H112ZM129 202L127 201L126 204L128 205ZM133 202H135V201L133 200ZM136 202H137V201H136ZM136 202H135V203H136ZM173 202H171V203H173ZM244 202H245L246 204H247V203H248V204L246 205ZM251 202H253V206H252V203H251ZM111 203H110V204H111ZM124 203H125V202H124ZM124 203L120 204L121 209H123L124 206L122 207V205H123ZM130 203H131V202H130ZM161 203H164V204L162 205ZM171 203H170V204H171ZM174 203H173V204H174ZM176 203H177V202H176ZM190 203H191V202H190ZM190 203H189V206H191L192 204L194 205V207H195L196 205H198V204H199V206H201V207L199 208L200 210L198 209V210L201 212L200 215H199L197 212H196L197 214L194 213L195 215H199L201 218H200L199 216H197V217H199L198 220H197V219H196V220L193 219V221H192V225L195 226L196 224H199V222H200L201 225H202V221H205V219L208 218V217H210L211 214L209 213V214H208L209 216L206 217V216H207L206 213H207L208 210L206 211V207L204 206V204H202V202H201V205H200V203H198L197 201H194V202L192 201V204H190ZM194 203H195V204H194ZM197 203H198V204H197ZM249 203L251 204V206H250L251 209L253 208V209H252L253 211H251V212H250V210H249V209H250V207H249L250 204H249ZM258 203H259V204H258ZM87 204H89V202H88ZM87 204L85 205V207L87 206ZM91 204H90V205H91ZM107 204H108V202H107ZM126 204H124V205H126ZM147 204H146V205H147ZM173 204H171V205H173ZM94 205L90 206V208H91V207H94ZM108 205H109V204H108ZM108 205H105L106 207H105V206H104V207L106 208V210L108 209L109 211H108V210H107V211L110 212V213H111L112 210L116 209L117 207H118V208L120 207V206H116V208H114L115 206L112 205V206H114V207L111 206V208H109V207L107 208ZM135 205H137V204H135ZM135 205H134V203L131 204L132 208L135 207ZM139 205H137V207H139L140 209H139L137 212H132V213L128 212V210H131V209H132V208H131V209L129 208V206H130V205H129V206L127 207V208H128L127 211H125V214L127 213V216H128V217L125 218V219H122V220L119 219L120 221H123V223H125V222L127 223V222L129 221L128 219H131V218H129L130 215H131V214L134 215V214L136 213V217H137V218L134 217V216H135V215H134L133 217L131 216L132 219L130 220V225L133 223V224H132V227L136 229V230H133L132 227H131V230H133V232H130V233H129V232H125V231H127L126 228H128L129 222H128L127 227H126V224H124L126 230L124 229L123 226H117V227H118V228H117V227H115V226L113 225L114 228H115V230L118 231V232H119V230H121V231H122V230H125L123 233H120L121 231H120L119 233H118V232H115V230L112 228L113 226H112L111 228L108 227V226H110V222H111L112 220H113L112 223H114L115 220H117V219H115V218H117V216L120 215L119 218H122V215L120 214V212H119V213L117 212L116 214H119V215H117V216H115V217H114V216L112 217V214L109 213L110 216H111V218H110V217H109V218L107 217V218L110 219V221H109V220H105V219H103V220H105V221H107V222L109 221V222H108L109 224L106 223L105 225H106L109 229H113L112 231H113V233L115 232V236L117 235V236L119 237V235L121 234L119 238H118L117 236H116V237L113 236L114 234H112V236H113L116 240H115V239L112 240V239H113L112 236H108V237H107V239L109 238V241H107L106 238L102 237V240L105 239V240L107 241V243L111 244V245H108V244L106 243V245H103V243L105 242V240H104V242L102 243V247L105 248V249L109 248V249H107L108 251H109V250L114 251V252H113L114 254L111 252V253L114 255V256L112 255V256H113V260H115V261L117 262V259H116V258H117L119 255H123V256H119V257H118V261H120L122 264H123V263H126V262H124L125 260H127V262H131V261H134V260H135L134 262H136V263L138 264V262H141V261H136V259L139 260V258H143V259H140V260H144V261H143V264H147L146 261L148 262V260H149V263H151L152 261H154V262H152V264H154V263L157 264V262H158V264H162V263H159V262H161V261H164V262H165V263L163 262L164 264H168V261H170L169 258L173 255V258H172V259H173L174 262H170V264H172V263L175 264V262L179 263V261H180V260H179V261H178V260L175 261V260H176V257H175V256H178V258L182 257V258L184 259L183 256L185 255V256H188V257H186V259H187L188 261H185L184 263H189V262H190L189 258L193 257L192 255H196V253L194 254V252H198V251H199V248H200L201 246H199V248H198L196 245H198L197 243H199V244L202 243L201 240H200V242L198 241V242L195 243V242H193V241H195V240L197 241L198 238L190 237V236L188 235V236H189L190 238H192L193 240L190 239L191 242L187 243L186 240L189 239V237L186 236L187 234H185V232L183 233V234H185V235L182 237V233H179V232H180V231H179L180 229H179L178 226H177L178 223H176V225H175V224H174V223H175V220H173V221H174L173 224L175 225V226H172V227H175V229L173 228V229L175 230V233H174V234L176 235V233H178V234H177L178 236L181 234V235L179 236V238L175 237L174 234L171 232V230H173V229L170 227V224H171V225H173V224H172L171 222H170V223L167 222V221L170 220V219L167 220V218H169V217L171 218V216H172V218H173V217H174V218L178 217V219L176 218L178 221H179V217H181V218H185V217L188 215V213H187V214L185 213L186 210H185V212H184V211H183L184 209H181V210H182V213H185V215H186L185 217H184V216H181L182 213L180 214V211L177 212V211H175V209H174L172 215L170 214L169 217L165 216V217H167V218H165V217H164V218H161V215H162V214H159L158 211H157V214L160 215V217H159L158 215H155L153 212H152L153 214L151 213L152 216H153V217H152L151 215H149V212H147L146 210H144V206H146V205H142V207H143L142 209H141V205H140V206H139ZM159 205H160V206H159ZM184 205H185V204H184ZM184 205H183V208H184ZM239 205H240V207H242V205H243V209H242V208H239ZM245 205L248 207L247 210H249V211H248L249 214L246 212V210H245L246 208H244ZM161 206L164 207L166 211H163L164 209L161 208ZM174 206H175V205H174ZM189 206H188V207H189ZM88 207H89V205H88ZM104 207H100V208H98L99 211L102 212L101 208H103V210H104L105 212H107V211L105 210ZM137 207H135L136 210H137ZM181 207H182V206H181ZM191 207H192V206H191ZM258 207H259V208H258ZM90 208H88V209H89V212H91V211H90ZM96 208H95V209H96ZM112 208H114V209H112ZM125 208H126V206L124 207V209H125ZM160 208H161V209H160ZM201 208H202V209H201ZM237 208L239 209V211H240V213H241V215L239 214V216L237 215L239 212H236V211H238ZM256 208H257V209H256ZM82 209H84V208H82ZM82 209H81V210H82ZM92 209H93V208H92ZM92 209H91V210H92ZM95 209H94V211H97V210H98V209H96V210H95ZM110 209H111V210H110ZM255 209H256L257 211H256ZM84 210H85V209H84ZM84 210H82L81 212H82L84 215H85V213H86L85 218H86L87 220H85V221H83V222H86V221H87V222H86V224H87L88 222L92 221V220H91V217H92V216H90V215L88 214V210H87V209H86V212H85ZM118 210H119V209H118ZM132 210L135 211V209H132ZM140 210H141V211H140ZM143 210H144V211H143ZM201 210H202V211H201ZM244 210H245V212H244ZM258 210H259L260 212H259ZM83 211H84V212H83ZM94 211H93V212H94ZM99 211H98V212H99ZM114 211L116 212V210H114ZM255 211H256L257 213H256ZM93 212H92V213H93ZM98 212H97V214H98V217L100 218V217H101V214H103L104 212L101 213V214L98 213ZM108 212H107V214H108ZM115 212H114V213H115ZM139 212H143L144 215H147L146 213H148L147 217H144V216L142 215V216L144 217L143 220L147 218L145 221H143V220L141 219L142 216L140 215ZM166 212H168V213H166ZM174 212H175V213H174ZM235 212H236V213H235ZM252 212H253V214H255V215L257 214V215H256L257 218H256V217H252V216H253V214H251ZM254 212H255V213H254ZM112 213H113V212H112ZM133 213H134V214H133ZM137 213H139V216H138ZM165 213H166V214H165ZM243 213H245V214H243ZM246 213H247V214H246ZM78 214H79L80 216H78ZM87 214H88V215H87ZM94 214H96V213L94 212ZM97 214H96L95 216H97ZM105 214H106V213H105ZM128 214H129V215H128ZM141 214H142V213H141ZM176 214H177V215L179 214V216H177ZM201 214H202V215H201ZM235 214L238 216V219L236 218L237 216L235 217ZM242 214H243V215H242ZM76 215H77V218L83 216V215L80 213V210L75 214V217H76ZM91 215H92V214H91ZM103 215H104V214H103ZM113 215H115V214H113ZM123 215H124V214H123ZM173 215H176V216H173ZM88 216H90V218H88ZM125 216H126V215H124L123 218H124ZM148 216H149V217L151 216L152 219L155 217V218L153 219V220L156 219L155 221H157V218H161V219H163V220L165 219V221L168 223L166 226L169 225V228H171L170 230H169V228H167L168 232H170V233H169V236H168V234H167V231H166V232H162V231L166 228L165 225H163L164 229H162L163 227L160 226V225L163 224V223H162V220H161V223H162V224L158 223V221L156 222V223H158L157 225H159L161 228H160L159 226L155 225V221H153V223H154L153 226H152V225L150 226V225H148V224H152V221H151V223H148V221L150 222V220H149L150 218H149ZM156 216H157V218H156ZM162 216H163V215H162ZM241 216H243V217H242V219L239 220V217L241 218ZM75 217H72L74 222H75ZM93 217H94V215H93ZM93 217H92V219H93ZM105 217H106V216H105ZM191 217H193V214L191 215ZM205 217H206V218H205ZM212 217H213V216H212ZM245 217H247L246 219H248L249 222L247 221V223H246V219H245ZM248 217H249V218H248ZM251 217H252L253 219H252ZM85 218L81 217V219H76V220L78 221V222L76 221V222H77V225H78V223H79V225L76 226V227H74V226L76 225V224H75L76 222L74 223V222L72 221L71 224H70V226L68 225V228L70 227V229H71L72 231H71L70 229H68V231L70 230L72 233H74L73 230H76V228L79 227V226H80V227H79L80 229L77 228L78 231H79V230H81V231L83 230V231H87L88 233L90 232L89 235H91V233H93V232H95V231H97V230L100 231V229H99V228H100V227H99V226H100V222H99V226H96V225H97L96 222L99 221V220L97 221L98 218L96 219V221H94V223H96V225H94L95 228L93 227V221L90 223V224H92V227L95 229V231H94L93 228L90 227L89 225H86V226H87V229L90 230V231H88L87 229L84 230L86 227L82 229L81 227H83L85 224L82 223L81 221H82L83 219H85ZM102 218H104V217H101L100 219H102ZM107 218H106V219H107ZM113 218H114V219H113ZM134 218H135L134 222H131ZM138 218H139V220L141 219V220H140L141 223L139 222ZM148 218H149V219H148ZM172 218H171V219H172ZM174 218H173V219H174ZM194 218H196V216H194ZM213 218H214V217H213ZM233 218H235V220H234ZM88 219H89L90 221H89ZM111 219H112V220H111ZM126 219H127V220H126ZM136 219H137L138 221H136ZM190 219H191V218H190ZM200 219H201L202 221H201ZM231 219H233V221H232ZM243 219H245V220H244L245 223H244V221L242 222ZM250 219H251V220H250ZM79 220H80V221H79ZM94 220H95V218H94ZM119 220H117V221L120 223ZM158 220H159V219H158ZM191 220H192V219H191ZM207 220H208V221H206V223H208V222H209V223L212 222L211 220L209 221V219H207ZM212 220H213V219H212ZM100 221H101V220H100ZM105 221H104V222H105ZM135 221H136V223H135ZM142 221H143V224H142ZM159 221H160V220H159ZM170 221H172V220H170ZM214 221H215V219H214ZM229 221H230V222L232 221L233 223L236 221V222H235L236 225H234L235 223L232 224V222L230 223ZM238 221L241 222L240 225H239V222H238ZM101 222H102V221H101ZM104 222H102L103 225H104ZM138 222H139L140 224H138ZM166 222H165L164 224H166ZM176 222H177V221H176ZM228 222H229V223H228ZM237 222H238V223H237ZM69 223H70V222H69ZM69 223H68V224H69ZM81 223L83 224V226H82ZM115 223H116V222H115ZM115 223H114V224H115ZM119 223H116V224L120 225L121 223H120V224H119ZM203 223H204V222H203ZM206 223H204V225H205ZM209 223L206 224V225L209 226V229L211 228V229H210L211 232H212L214 229H215V231L218 230V229L216 230V228H215V226H214L215 224H213V226H211ZM213 223H215V222H213ZM248 223H249V225H245V224H248ZM72 224H75V225L73 226ZM116 224H115V225H116ZM135 224H138V226H137V228L139 227L138 229L135 227V226H136ZM211 224H212V223H211ZM243 224L245 225L244 227H243ZM71 225L74 227V229L71 228ZM103 225H101V226H103ZM105 225H104V226H105ZM111 225H112V224H111ZM122 225H123V224H122ZM130 225H129V226H130ZM134 225H135V226H134ZM201 225H200V226H201ZM104 226H103V227H104ZM154 226H157L158 228H154ZM176 226H177V227H176ZM210 226H211V227H210ZM235 226H236V227H235ZM237 226H238L239 230H238ZM246 226H247V227H246ZM98 227H99V228H98ZM119 227H121V228H119ZM152 227L154 228V230H153ZM213 227H214V228H213ZM233 227H235V228H233ZM240 227H241V228H240ZM242 227H243L244 229H243ZM65 228H66V230H67V227H65ZM89 228L92 229V232H91V229H89ZM96 228H98V229H96ZM101 228H102V227H101ZM116 228H117V229H116ZM122 228H123V229H122ZM151 228H152V229H151ZM159 228H160V229H159ZM199 228H201V227H199ZM212 228H213V230H212ZM236 228H237V229H236ZM104 229H106V228H104ZM128 229H130V227H129ZM149 229L152 230V231H155L156 236L159 235L160 233H162V234H165V233H166L168 237H165L166 234H165V236H163L162 234H161V235H162L163 238H168L169 244H170V242H171L170 245L173 246V250H172V247H171L168 243H166V242H168V241H165V242H164L165 239L162 241V243H163V242H164V243H163V244L161 243L162 246L159 245L161 248H160V247H159V248H158V247L156 248V246L154 247V242H158V241H159L158 237L160 238L161 236L159 235V236H157V238L155 239L156 236H155V235H151L153 232L150 231ZM155 229H156V230H155ZM176 229H177V232H176ZM209 229L207 228V230H209ZM240 229L242 230V233L240 232ZM64 230H65V229H64ZM66 230H65V232H66ZM159 230H161V231H159ZM165 230H166V229H165ZM165 230H164V231H165ZM196 230H197V231H196ZM196 230H193V231L200 232V231H198V229H196ZM199 230H200V229H199ZM220 230L217 231V233L213 231L214 234H215V236L218 234V235L216 236V238H218L219 240L222 239L221 234H220L222 231L220 232ZM237 230H238V231H237ZM68 231L66 232L67 234L63 231V233H65V234H64L65 237H66V235L69 237ZM70 231H69V233H71ZM81 231H79V232L82 234L83 232H81ZM99 231H98V232H99ZM104 231H105V230H104ZM109 231H111V230H108V229H107V231L105 232V234H104V233L102 234L103 231H102V232L100 231V232H101L100 235H101V236H102V235H103V236H107L108 234L111 233V232H109ZM129 231H130V230H129ZM157 231H159L160 233H159V234L156 233ZM178 231H179V232H178ZM87 232H84L85 235H86ZM98 232L94 233V234H96V237H97V235L99 236ZM100 232H99V233H100ZM108 232H109V233H108ZM202 232H203V231H201V233H202ZM213 232H212V233H213ZM72 233H71V234H72ZM75 233H77V230L75 231ZM107 233H108V234H107ZM124 233H125V234H124ZM126 233L128 234V236H127ZM131 233H133L134 237H135V235H136V238H137V236H138V239H139L140 241H143L142 243H145V242H150V244L153 243V245L146 244V245H147L146 248L148 247V245H150V246H149L150 248H151V246H153L152 249H155V248H156V249H155L156 252H155V250L153 251V250L150 249V248H147L148 250L150 249V251H148L147 249H144V244H141L140 241L137 240V239H136V240L139 241V243H138L136 240H134L135 238H134L133 236H131V235H132ZM171 233H172V235H171ZM237 233H238V234H237ZM240 233H241V234H240ZM71 234H70V235H71ZM77 234L81 236V234H79V233H77ZM77 234H76V236H77ZM106 234H107V235H106ZM118 234H119V235H118ZM123 234L129 238V239H128V238H127V239H128L129 241H131V244H132V245H133L134 242H136V243H134L135 246H134V245H133V246L131 245L132 248L130 247V245L124 246V244H128L129 241L126 240V239H124L125 236H124ZM129 234H130L131 237L134 238V239L132 238L134 241H132V239L129 237ZM153 234H154V233H153ZM219 234H220V235H219ZM239 234H240V235H239ZM85 235L82 234V237L85 236ZM89 235H88V234L86 235V236H88L87 238H89ZM122 235H123V236H122ZM170 235H171L172 237H171ZM197 235H199V233H198ZM71 236L73 237V236H75V234H72ZM71 236H70V237H71ZM76 236H75V237H76ZM80 236H79L78 238H80ZM86 236L84 237L85 240H86L85 243H86V244L88 243V244L86 245V244L83 243V244L85 245L84 248H83V245H80L83 249H86V246H88V245L90 246V243H91V242L87 241ZM148 236H151V237L148 238ZM154 236H155V237H154ZM185 236H186V237H185ZM193 236H194V235H193ZM219 236H220V237H219ZM65 237H64V238H65ZM72 237H71V238H72ZM75 237H73L72 239L74 240ZM93 237H94V240H95V239H96L95 236H93ZM93 237H92V235H91V238H93ZM99 237H100V236H99ZM110 237H111V238H110ZM121 237H124V238H121ZM146 237H147L149 240H151L152 243H151V241H147V240H146ZM152 237H154L155 240H157V239H158V240H157V241H153V238H152ZM162 237H161V238H162ZM173 237L176 238V240H177V239H180V238H183V240L185 239L184 241H186L185 244H186L187 246H186V245L183 246V245H184V244H183L184 241L181 242V241L179 240V242H181V243L183 244V245H181V243H180L181 248H182V246H183L184 248L186 247V248L184 249L183 253H182V254H183L182 256H181V254L178 253V249H179L180 247H178L177 244H178L179 242H178V243H177V242L174 243L173 240H172V239H174ZM241 237H240V238H241ZM66 238H67V237H66ZM71 238H69V239L67 238L69 241H68V240L65 241V243H66L65 245H66V246H69V247L71 248V251H72L73 253L77 252V255H78V254H79L78 251H75V252H74V247H76V245H74V244H78V243L80 244V243L82 242V240H80L81 242H79V239L77 240V239H76L77 237H76L75 240H77L78 243H75L76 241L74 242L73 240H71ZM97 238H98V237H97ZM117 238L119 239V241H118ZM120 238L122 239V240H121V243L123 242L122 244L120 243ZM163 238H162V239H163ZM169 238H171V240H169ZM186 238H187V239H186ZM223 238H224V237H223ZM80 239H81V238H80ZM82 239H83V238H82ZM194 239H195V240H194ZM64 240H65V239H64ZM83 240H84V239H83ZM88 240H89V239H88ZM92 240H93V239H90V241H92ZM96 240H98V241L100 242L99 245H101V241H102L101 238H100V240H99V239H96ZM123 240H124V241H123ZM125 240H126V242H125ZM176 240H175V241H176ZM255 240H256V241H259V237H256ZM70 241H73L74 243H70V245H69L68 242H70ZM112 241H115L116 244L113 243ZM117 241H118V242H117ZM127 241H128V243H127ZM234 241H235V240H234ZM96 242H97V241H96ZM124 242H125V243H124ZM132 242H133V243H132ZM160 242H161V239H160ZM192 242H193L195 245H194ZM60 243H61V242H60ZM93 243H94V242H92V247H93ZM118 243H119V244H118ZM137 243H138V247L141 246V245H143V246L140 247V248L143 247L142 250H141L140 248L137 247ZM67 244H68V245H67ZM72 244H73V245H72ZM94 244H96V243H94ZM97 244H98V243H97ZM104 244H105V243H104ZM117 244H118L119 246H117ZM120 244H121V246H120ZM129 244H130V243H129ZM139 244H141V245H139ZM164 244H165V246L168 244V245L171 247V248H170V247H169V248H170V250H172L171 252H173V254L169 251L168 248L165 249V247H163ZM175 244H176V248H174ZM189 244H190V246H196V247L198 248V251H197V250H196V251H192V250H190L191 248H188V247H189ZM168 245H167V247H168ZM180 245H179V246H180ZM200 245H201V244H200ZM22 246H23V245H22ZM80 246L77 245V247H80ZM123 246H124V247H123ZM97 247H98V246H97ZM97 247H96V248H97ZM125 247H126V248H125ZM127 247H129V248H128L129 250L127 249ZM177 247H178V249H177ZM232 247H234L233 244L231 245L230 248L232 249ZM26 248L29 249L28 246H27ZM64 248H65V247H64ZM70 248H67V247H66L65 249H68V251H69ZM72 248H73V249H72ZM93 248H94L95 250H94ZM93 248H92V249H93V251L95 252V251H96L95 246H94ZM112 248H113V249H112ZM120 248H121V249H120ZM187 248H188V249H187ZM197 248L194 247V249H197ZM230 248H229V249H230ZM22 249L25 250V247H23ZM22 249H21V250H22ZM83 249H80L82 253H88V252H90V251H91L92 253H94V252L92 251V249H91V246H90V250H89V251H87V250H88V247H87L86 251H83ZM100 249H101V246L98 248V250L100 251ZM105 249H104V250H105ZM119 249H120V251H119ZM139 249H140V252H139ZM143 249L146 250V251H144ZM167 249H168V252H167ZM186 249H187V250H190V251L186 252V251H187ZM77 250H79V248H77ZM80 250H79V251H80ZM107 250H105V252H106ZM121 250H122L125 254H124L123 252H121ZM124 250H125L126 252H125ZM159 250H161V251H162V254L165 255V256H166V254H164V252H167V253H168V255H169L170 257H169V256H166V258L169 257V258H167V259H168L167 262L165 261L166 258H165V260L162 259L163 255H162L161 253L159 254V252H160ZM175 250H176V252H175ZM19 251H20V250H19ZM65 251H66V254H64V255L62 254L63 251L61 252V255L63 256V257H62L63 259L66 258V257H67V258H69V257L71 258L72 256L74 257V255H71L72 253H70V252H68V253H70V256H68L67 250H65ZM101 251H102V249H101ZM108 251H107V252H108ZM115 251H116V252H115ZM136 251L138 252V254L136 253ZM141 251H142V254H143L144 252H146V253H144L143 255H148L147 253H150L151 255H148V257L151 256L150 259L147 258L146 256H143L142 254H140ZM151 251H152V252H151ZM157 251H158L159 256H158V255H154V254L157 253ZM163 251H164V252H163ZM81 252H80V253H81ZM91 252H90V253H91ZM102 252H103V251H102ZM102 252H100V253L98 252L99 255H100ZM109 252H110V251H109ZM109 252H108V253H109ZM119 252H120V254H119L118 256H116L115 253L117 254V253H119ZM127 252H128V253H127ZM154 252H155V253H154ZM174 252H175L176 254H175ZM63 253H64V252H63ZM108 253H106V255H105L104 253H103V254L105 255L104 257H107V259H108V257H109L110 260L105 261V260H106V258H105V260L102 262L103 259H100V257H101L103 254L100 255V256L98 255V258H99V259L101 260V262H102V263L99 262L98 264H103V263H105V262L108 263L109 261H110V262H114V263H112V264H121V263H118V262L115 263V261H113V260L111 261V258H112V257H110L111 255H109V254H111V253H109V254H108ZM121 253H122V254H121ZM153 253H154V254H153ZM186 253H187V254H186ZM188 253H189V254H188ZM94 254L96 255V254H97V251H96V253H94ZM107 254H108V255H107ZM127 254H128L130 257H129ZM135 254H136V255H135ZM170 254H171V255H170ZM32 255H33V253H32ZM32 255L30 254V257H31ZM56 255H57V257L54 258V259H58V262H59L60 260H62V258L59 257V256H61V255H59V253H56ZM58 255H59V256H58ZM66 255H67V256H66ZM75 255H76V254H75ZM77 255H76V256H77ZM79 255H82V254H79ZM88 255H90V254L88 253L86 256H88ZM124 255H126V257H125ZM152 255H153V256H152ZM189 255H190V256H189ZM65 256H66V257H65ZM83 256H84V254H83ZM83 256H82V257L80 256L81 258L77 256L76 259H75V258L73 259V260H75V261H73L72 259L69 258L70 261H72V262H70V261L68 260V263H66V264H69V263L73 264L74 262L76 263V262H77L76 260H78V262H80L79 260H81V259L83 258ZM92 256H94V255L91 254V257H88V258H89V262H90V263L88 262L89 264H93V260H94V259H93ZM96 256H97V255H96ZM96 256H95V259H96ZM115 256H116V258H114ZM127 256H128V258H131V256H134V258H133L134 260L131 258V261H129L128 258H127ZM136 256H137V257H136ZM155 256L158 257L159 259H161V261H159L158 258H155ZM30 257H28L29 260H31V258H32V257H31V258H30ZM54 257H55V256H54ZM58 257L60 258V260H59ZM122 257H124L125 260H124ZM138 257H139V258H138ZM152 257H154V258H153L154 260H152V261L150 262V260L152 259ZM174 257H175V258H174ZM28 258L26 259V258H23V257H22L23 262H21V260H20V261H19L20 263H18V261H17L16 263H17V264H23L24 261H25L24 259H26L27 261H26L25 263L27 264V263L29 262ZM77 258H78V259H77ZM79 258H80V259H79ZM88 258H86V260H87ZM90 258L92 259V263H91V259H90ZM102 258H103V257H102ZM119 258H120V259H119ZM135 258H136V259H135ZM178 258H177V259H178ZM54 259H53V260H54ZM121 259H122V260H121ZM155 259H156V260H155ZM172 259H171V260H172ZM180 259H181V258H180ZM186 259H184V260H186ZM0 260H1V259H0ZM65 260H67V259H65ZM84 260H85V256H84ZM123 260H124V261H123ZM157 260H158V261H157ZM181 260H182V259H181ZM184 260H182V261H184ZM3 261H4V259H3ZM3 261L1 260L0 264H1ZM7 261H8L9 263H6V264H10V261H12V260H11V259H10V261H9V260H6V262H7ZM14 261H16V260H14ZM33 261H34V260H33ZM33 261L31 260V262H33ZM54 261H55V260H54ZM81 261H82V260H81ZM95 261H96V260H94V263L97 264V262H98L99 260H98L97 262H95ZM122 261H123V262H122ZM155 261H156V262H155ZM31 262H30V264H33V263H34V262L31 263ZM40 262H41V263H40ZM40 262H38V264H42V261H40ZM44 262H45V261H44ZM44 262H43V263H44ZM47 262H48V260H47ZM47 262L44 263V264H48ZM49 262H50V260H49ZM65 262H67V261H65ZM65 262H64V261H63V262L61 261L60 263H63V264H64ZM78 262H77V263H78ZM82 262H83V261H82ZM110 262H109V264H111ZM4 263H5V262H4ZM14 263H15V262L12 261V264H14ZM50 263H53L52 258H51V262H50ZM56 263H57V261H56ZM149 263H148V264H149ZM181 263H182V262H180V264H181ZM2 264H3V263H2ZM28 264H29V263H28ZM36 264H37V263H36ZM54 264H55V263H54ZM57 264H58V263H57ZM79 264H81V262H80ZM85 264H87V261H85ZM133 264H135V263H133ZM139 264H140V263H139Z\"/></svg>",
  "mask_w": 264,
  "mask_h": 264
}]
</instances>
